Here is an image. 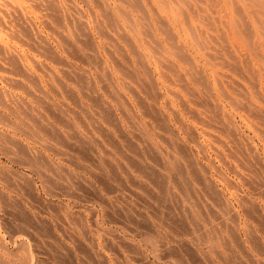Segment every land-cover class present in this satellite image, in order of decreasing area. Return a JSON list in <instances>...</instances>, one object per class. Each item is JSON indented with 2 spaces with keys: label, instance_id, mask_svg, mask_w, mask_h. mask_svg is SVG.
Segmentation results:
<instances>
[{
  "label": "rangeland",
  "instance_id": "obj_1",
  "mask_svg": "<svg viewBox=\"0 0 264 264\" xmlns=\"http://www.w3.org/2000/svg\"><path fill=\"white\" fill-rule=\"evenodd\" d=\"M0 1H3V2H0V8H6L5 9L6 12L2 11L0 14V17H1L0 19H3V21L0 20L1 21L0 22V28H3V29H0V45L2 44L1 45L2 48H0V50H2V52L0 51V57H1L0 63L2 64V65L0 64L2 66V68L0 67V89H1L0 90V100L1 99L2 100L0 101V103L3 104V105L0 104V112H1L0 113V140L2 141V143L0 141V238H1L0 241H2L1 245L4 246V247H2L0 245V264H43L44 262H45L44 264H58V263L59 264H99V263L100 264H128V263L129 264H163V263L164 264H231V263L232 264H242V263H244V264H264V247H263L264 246V202H263L264 201V187L262 188V185H264V179H263L264 178L263 177L264 176V126H263L264 125V121H263L264 120V42H263L264 41V34H263L264 33V31H263L264 30V15L263 14L264 13H262V12H264V0H237V1L236 0H222V2H221V0H217L218 2L216 0H205V1L204 0H200V1L196 0L197 2L195 0H190V1H193L192 4H194L193 6L191 4V8H190L191 2H188L187 3L188 6H186L187 4H186V2H184V0L183 1L182 0H180V1L179 0H170V1L169 0H150V1L149 0H136V2H135V0H128V1H126V0H102V1L101 0L100 1L99 0H87L86 2H84V0H57L58 2L55 0L57 2V4H59V5L56 4L57 6H54V4L56 3L54 0H53V2H55V3H52L51 0H42L41 1L42 3L40 1H37L38 6L40 5L39 7L35 6V4H37V3H36V1H33V0H31V1L25 0L24 2H23V0H22V2H21V0H19V2H18V0H15V1L14 0H8L10 2V4L8 3L7 0L6 1L0 0ZM105 1H107L108 3ZM163 1H165V2H163ZM166 1H167V4H166ZM176 1L181 6L183 5V7L180 8L179 4H177ZM39 2L41 4H39ZM128 2H130V4ZM131 2H134L135 5L132 4ZM212 2H215V3H212ZM1 3H3V4H1ZM21 3H23V5L25 4V7ZM27 3L29 5H27ZM105 3H107V5H105ZM139 3H140V5H139ZM141 3H143V4H141ZM196 3H197V5L199 3L200 4L198 6L197 5L195 6ZM218 3H219V5H218ZM4 4H5V6H4ZM31 4H33L34 6ZM45 4H47V6L50 5V7L54 6L55 9H56V7H58V8L56 9V11L54 8H52L53 10L51 9L52 10L51 11V10H49L50 8L47 7V10H46L45 9L46 6H44ZM16 5H18L20 7V9ZM62 5H63V7H62ZM118 5H119L121 10H119ZM217 5H218V7H217ZM21 6H23L24 8H22ZM173 6H174V8H173ZM40 7L45 9V12L47 13V14L45 13L46 15H44V13H43L44 9L41 10ZM10 8H13V9L11 10ZM27 8H29L30 11ZM73 8H74V10H73ZM154 8H156V9H154ZM171 8H173V10ZM179 8H180V10H179ZM59 9L61 10L62 13L60 12ZM106 9L109 11V13ZM174 9H177V10H174ZM234 9L235 10L237 9L236 12ZM239 9H241V10H239ZM191 10H194V11H191ZM9 11H11V12H9ZM50 11L53 12L54 14L53 13L51 14ZM57 11L60 12V13L58 12L60 15L57 14ZM195 11H196V13H195ZM216 11H217V13H216ZM12 12L14 13V15H12L13 14ZM20 12H22V13H20ZM28 12H30V13H28ZM35 12H37V13H35ZM81 12H84V13H81ZM110 12L112 13V15ZM27 13H28V15H27ZM128 13L130 14L129 16L131 18L128 16ZM202 13L204 15L206 14V16L210 15L209 18H208V16L207 17L205 16L203 19V17H201V16H204ZM225 13H227V15ZM1 15L3 16V18ZM6 15H8L11 19H9V17H7ZM57 15H59V16H57ZM66 15H68L69 18H68V16L65 17ZM13 16L16 18L19 17L18 18L19 21L16 18L14 19ZM51 16H53V18H49ZM111 16L113 19L111 18ZM4 17L7 20H9V22L8 21L5 22ZM20 17L24 22L20 21ZM33 17L35 19H33ZM43 17H44V19L48 20V21L45 20L47 22L46 26H45V23H43L45 21H43L41 23V21H42L41 18H43ZM127 17H129V19ZM142 17H144V18H142ZM145 17H146V19H145ZM60 18L62 19L61 22L59 21ZM107 18H108V20H107ZM155 18L157 20H155ZM28 19L29 20L31 19L33 24L31 22H29ZM51 19H53V20L51 21ZM56 19H58V20H56ZM80 19H82L81 20L82 22H80ZM145 20H147V21L149 20V21L147 22ZM160 20L162 21V23ZM110 21H112V22H110ZM119 21L121 24L119 23ZM163 21H165V22L163 23ZM17 22L18 23L20 22V23L18 24ZM26 22L29 25V26L26 25L27 28H25L26 26L25 27L22 26V25L27 24ZM62 22L65 24L64 27L62 25ZM260 22L263 23L262 26H261V24L259 25ZM130 23L131 24L133 23V24L129 25ZM141 23L143 24V26ZM159 23H161V24H159ZM165 23H167L166 24L167 26L165 25ZM1 24L2 25L5 24V26L2 27ZM70 24H72V25H70ZM162 24L165 26H163ZM33 25L35 27H33ZM59 25H62V26L60 27ZM69 25H70V27H69ZM128 25L132 26V27H129ZM134 25L136 28L133 27ZM16 26H18V27L21 26V27L18 28ZM149 26H151L152 29H151V27L149 28ZM190 26L192 28L194 26V28L196 30H194V28L193 29L190 28ZM15 27H16V29H15ZM119 27H121V29ZM240 27H242V28H240ZM250 27L251 28L253 27V28L251 29ZM13 28L15 30H13ZM34 28H36V29H34ZM65 28H66V30H65ZM82 28H84L87 32ZM134 28H135V30H133ZM161 28H162V30H161ZM9 29H12V30H9ZM53 29H54V31H53ZM144 29H145L146 33L148 32L147 34L145 33ZM245 29H246V31H245ZM253 29H254V31H253ZM148 30H150V31H148ZM9 31H11L12 35H11V33L10 34L7 33ZM20 31H21V33L22 32L23 33L21 34ZM26 31H29V33ZM35 31H36V33H35ZM81 31L84 34H82V33L80 34ZM153 31H155V32H153ZM193 31H195V32H193ZM252 31H253V33H251ZM13 32L14 33L18 32V35L16 33H15V35H17L16 37L19 39L13 37V35H14ZM126 32L128 33L129 36L127 35ZM174 32L177 35L174 34ZM38 33H39V36L41 38H39V36H37ZM155 33H156V35H155ZM192 33H195L196 36H194L195 34H192ZM29 34L32 35V38L36 39L37 42H36V40L31 39V36L29 37ZM57 34L59 36H61V34H62V36H61L62 38L59 37ZM152 34H153V36H152ZM2 35H4V36H2ZM42 35L44 37H42ZM117 35H119V36H117ZM120 35L122 36V38L120 37ZM10 36H12L13 38H11ZM65 36H67V37H65ZM75 36H77V37H75ZM127 36L129 37L128 39H127ZM63 37L65 38L66 41L64 40ZM20 38H21V40H20ZM67 38H68V40H67ZM71 38L74 40V42ZM76 38H78V39H76ZM145 38H147V39L145 40ZM158 39H159V42H157ZM44 40L46 41L45 45L48 47H46L44 45V43H45ZM69 40L71 42H69ZM78 40H79V42H78ZM115 41H117V42H115ZM131 41H134V42H132L134 44V46L130 43ZM255 41H256V43H258V45L262 41L261 45H259L260 47L255 43ZM67 42H69L71 44V47L73 49L70 47V44H68ZM72 42L75 44H73ZM160 42L162 43V45L160 44ZM22 43H24V44H22ZM38 43H39V45H37ZM114 43L115 44L117 43V44L115 45ZM149 43H151L152 45L151 44L149 45ZM172 43L174 45H172ZM175 43H176V45L181 43L183 46V47L181 46L182 49H179L180 48L179 45H178V48L176 49L175 47H177V46L175 45ZM12 44H14V45H12ZM76 44H77V46H76ZM41 45L43 48H40ZM58 45H59V47H58ZM84 46H86V47H84ZM162 46H163V48H162ZM33 47L36 50L31 49ZM44 47H46V49ZM152 47L155 48V50H153ZM5 48H6V51L4 50ZM115 48H116V50H115ZM137 48H139V49H137ZM165 48H166L167 52H165L166 50L165 51L163 50ZM78 49H80V50H78ZM82 49H84V51H82ZM124 49H125V51H124ZM256 49H258V50L256 51ZM40 50L42 52H40ZM137 50H138V52H136ZM261 50H262V52H261ZM88 51L91 54L88 53ZM140 51H142L141 53H143V54H141ZM154 51L156 53H154ZM11 52H13V53L11 54ZM113 52H114V54H113ZM134 52L137 53V55L134 54ZM244 52H246V53H244ZM247 52H249V53H247ZM94 53H95V55H94ZM173 53H175V54H173ZM182 53H183V55H182ZM186 53H188V54H186ZM227 53H228V55H227ZM79 54H82V55H79ZM138 55H140V56H138ZM217 55H219V56L217 57ZM2 56H4V57H2ZM5 56H8V57H5ZM10 56L11 57L14 56L11 58V60L13 58H14L13 60H15L14 62L12 60V62H11L12 64H9L10 59L8 60V58H10ZM80 56H81V58H80ZM141 56H142V59H141ZM185 56H187V58H185ZM135 57H137V58H135ZM164 57L165 58L167 57L168 60H167V58L165 59ZM180 57H182V58H180ZM93 58H95V59H93ZM3 60L7 63H5ZM113 60L116 61V63H114ZM124 60H126V61H124ZM158 60H161V61H158ZM162 60H164L165 63ZM15 62H17L19 65L15 64ZM119 63H120V65H119ZM127 63H129V64L127 65ZM130 63H132V64H130ZM146 63H148V64H146ZM234 63H235V65H234ZM13 64H14V66H13ZM11 65L15 69L14 68L11 69L12 68ZM46 65H48V66H46ZM3 66L4 67L7 66L8 68L7 67L4 68ZM19 66H20V68H19ZM44 66H46V67H44ZM230 66H232V67H230ZM17 68H19V71ZM120 68L122 70H124V68H125L126 70L122 71ZM166 68H168V69H166ZM141 69H142V71H141ZM145 69L147 70V72ZM240 69H242V70H240ZM179 71L181 73L183 72L182 73L183 75ZM43 72L47 75L43 74ZM62 73H64V74L62 75ZM90 73H91V75H90ZM22 74L24 76H21ZM203 74H206V75H203ZM113 75H114V78H112ZM7 76L11 77L9 79H11L10 80L11 82L14 81L13 84L12 83L9 84L10 81H8L9 79ZM120 76L122 78H120ZM196 76H198V77L196 78ZM91 77H92V79H91ZM106 77H107V79H106ZM53 78H55L56 80H54ZM82 78H84V79H82ZM198 78L200 80H197ZM111 79H113V80H111ZM107 80L110 82H108ZM144 80H146V81H144ZM153 80L154 81L156 80V82L154 83ZM7 81L9 83H7ZM82 82H84V83H82ZM135 82L137 83V85ZM145 82H146V84H145ZM151 82L153 84H151ZM251 82H252V84H251ZM127 84H128V86H126ZM255 85H256V87H255ZM82 86H84V87H82ZM181 86H182V88H181ZM252 86H254V87L252 88ZM70 87H72V88H70ZM167 87H169L171 92H170V90L167 89ZM29 88L32 91L31 90L29 91ZM82 88H84V89H82ZM200 88L202 90H204L205 93ZM145 89L147 91H145ZM189 90H190V93H189ZM82 91H84V92H82ZM96 91L99 93H97ZM225 92H226V94H225ZM115 93L117 94V96ZM145 93H147V94H145ZM175 94H177V95H175ZM92 95H94V96H92ZM77 96L79 99L77 98ZM121 96H123V97H121ZM137 96H138V98H137ZM149 96H150V98H149ZM174 96H176V97H174ZM115 97H117V98H115ZM119 97H121V98H119ZM196 97H198V98H196ZM207 97L209 98V100L207 99ZM89 98L91 99L90 101H89ZM113 98H115V100ZM155 98H156V100H155ZM190 98H192V99L190 100ZM194 98H196V99H194ZM38 99H39V102L37 101ZM158 99H159V102H158ZM197 99H200V100H197ZM210 99H212V100H210ZM82 100H84V101H82ZM135 100H137V103ZM192 100H193V102H192ZM4 101H5V103H4ZM165 101L166 102L168 101V102L166 103ZM212 102L213 103L218 102V105H216V104L213 105ZM103 103H105V104H103ZM168 103H169V105H168ZM207 103H209V104H207ZM210 104L213 105L212 106L213 108L214 107L217 108V106H218L219 110L214 108V110H217L216 112L218 114L213 109H211L212 107ZM102 107H103V109H102ZM220 107H222L221 110H220ZM21 108H24V109H21ZM112 108H113V110H112ZM20 109H21V111H20ZM97 109H98V111H97ZM160 109H162V110H160ZM189 109H190V112H189ZM210 109L213 110V112ZM59 110H60V112H59ZM130 110H132V111H130ZM184 110H186V111H184ZM23 111L26 114L23 113ZM102 111H104V112L102 113ZM193 111H194V114H193ZM89 112H91V114ZM186 112L188 115L186 114ZM211 112H212V114H211ZM214 112L220 116H216V114ZM220 112H221V114H219ZM122 113H123V115H122ZM207 113H209V114H207ZM1 115H3L2 119H1ZM17 115L19 118L17 117ZM103 115H105V116H103ZM148 115H149V117H148ZM196 115L198 117H196ZM208 115H209V117H208ZM42 116L44 118H42ZM160 117H163V118H160ZM180 117H181V119H180ZM215 117L216 118L221 117V119H223V123H222L223 125L219 124L220 122L217 123L221 119L218 118L219 120L216 121ZM225 117H226V119H224ZM229 117H231L233 120L229 119ZM259 117H261V118H259ZM66 118H67V120H66ZM129 118H130V120H129ZM200 118H202V119H200ZM212 118L213 119L215 118L214 120L216 122L215 121L213 122V120H211ZM227 118H228V120H227ZM62 119H63V121H62ZM175 119L178 121L176 122ZM197 119H198V121H197ZM207 119H208V121H207ZM45 120H46V122H45ZM133 120H134V122H133ZM162 120H163V122H162ZM226 120L227 121L230 120V122H227V123L225 122V123L228 124V126L231 123L232 125H234L232 127L233 128L235 127V129H230L231 125H230L229 129H225V128H228L227 125H226L227 127L223 128V126H225L224 121H226ZM129 121L131 122V124ZM202 121L204 122V124ZM212 122H213V124H212ZM221 122H222V120H221ZM97 123H98V125H97ZM154 123H156L157 125L156 124L154 125ZM205 123H207L208 125ZM214 123H215V125H214ZM234 123L235 124L237 123V124L235 125ZM133 124H135V125H133ZM161 124H165V125H161ZM11 125H13V127H16V129L12 128ZM19 125H20V127H19ZM28 125H29V127H28ZM220 125H222V126H220ZM155 126H157L158 128ZM104 127H106V128H104ZM18 128H20V129L18 130ZM27 128L28 129L30 128L31 130L29 129L27 131ZM54 129L56 132L54 131ZM168 129H169V131H168ZM170 129L172 132L170 131ZM224 129L227 130V132L229 130V132H228L229 137L227 136V134H226L227 132L224 131ZM217 130H219V131H217ZM230 130L232 131V133H230ZM33 131H34V133H33ZM221 131H222V133H221ZM234 131H236V133ZM132 132L134 135L132 134ZM224 132H226V133H224ZM3 133H5V134L2 135ZM107 133H108V135H107ZM137 134H138V136H137ZM230 134H232L231 137H230ZM32 136L35 140H33ZM195 136L197 139L198 138L199 139L197 140L195 138ZM235 136H237L238 138L237 137L234 138ZM3 137H5L6 139ZM7 137H9V138H7ZM160 137L162 139H160ZM164 137L166 138V141L163 140ZM219 137H221L222 139ZM227 137L230 141L227 139ZM10 138H12V139H10ZM175 138H176V140H175ZM234 139H237L238 143L240 145L238 143H236V140H234ZM36 140L39 142H37ZM86 141H88V142H86ZM152 141L153 142L155 141V142L152 143ZM199 141H200V143H199ZM232 141H234L235 143ZM241 141H242V144H241ZM14 143H16V144H14ZM98 143L100 146L98 145ZM175 143H177V144H175ZM249 143H251V144H249ZM70 144H71V146H70ZM133 144H134V146H133ZM182 144H184V146ZM180 145H182V146H180ZM125 146H127V147H125ZM213 146H214V148H213ZM88 147H89V149H88ZM93 147H94V149H93ZM170 147L173 148V150ZM226 147L230 150H228V149L225 150ZM19 148H20V150H19ZM84 148H85V150H84ZM128 148H131V149L129 150ZM159 148H161V149H159ZM187 148H189V149H187ZM199 148H201V149H199ZM146 149L147 150L150 149L149 153ZM231 149H232V152H231ZM240 149H242V150H240ZM58 150H60V151H58ZM163 150H165V152ZM237 150H238V152H237ZM251 150H252V152H251ZM123 151H125V152H123ZM203 151H205V152L203 153ZM242 151H243V153H242ZM17 152H20L21 154L17 153ZM92 152H94L95 155ZM135 152H136V154H135ZM158 152H159V154H158ZM227 152H228V154L230 152L233 153L234 157L231 156L232 154L228 155ZM70 153H72V155ZM108 153H110V154H108ZM139 153H141V154H139ZM168 153H169V155H168ZM206 153L209 155L207 156ZM223 153L225 156L223 155ZM204 154L206 157H203ZM150 155H152V156H150ZM164 155L167 158H165ZM12 156H14L15 158H13ZM21 156H22V158H21ZM23 156H24L25 160H24ZM160 156H161V158H160ZM18 157H20L21 159ZM193 157H194V159H193ZM221 157H222V159L224 158L223 160L225 161V163L221 159ZM30 158L31 159L33 158L32 160H34V159H36V160L32 161ZM79 158H80V160H79ZM234 158H236V160ZM260 158H261V161L263 163L260 161ZM19 159L22 160L23 163ZM174 159H175V162H174ZM176 159H178V160H176ZM90 160H91V162H90ZM193 160L196 162L194 163ZM241 160H243V161L241 162ZM247 160L249 161V163L251 165L248 163ZM37 161H39V162H37ZM74 161H76V162L74 163ZM164 161H165V163H164ZM188 161H189V163H188ZM60 162H61V164H60ZM177 162H179V164ZM40 163H42V164H40ZM146 163H147V165H146ZM160 163L163 165H161ZM187 163L190 166H187L186 165ZM226 163L228 166H226ZM242 163H244V164H242ZM151 164H153V165L151 166ZM230 164H232V165H230ZM50 165H52V166H50ZM123 165H124V167H123ZM49 166H50V168H49ZM229 166L232 168H230ZM38 167H39V172H38ZM42 167H43V170H42ZM90 167H91V169H88ZM177 167H178V169H177ZM205 167L207 168V170ZM33 168H35V169L33 170ZM105 168H106V170H105ZM260 168H262V169H260ZM71 169H73V170H71ZM232 169H235V170H232ZM254 169L256 170V172L253 171ZM54 170H55V172H54ZM69 170L73 173H71ZM189 170L193 171V172H190ZM117 171H119V172H117ZM257 171H260V172H257ZM252 172H254L255 175L259 174L260 177L258 175V178L255 177L257 180H254L255 178H254V174ZM76 173H77V175H76ZM199 173H200V176H199ZM236 173H238V174H236ZM141 174H143V175H141ZM248 174H252V178ZM261 174H263V175H261ZM238 175H239V177H238ZM39 177H42V178H39ZM150 177H152V178H150ZM181 177L183 180L181 179ZM205 177L207 178L206 180H205ZM225 177H227V178H225ZM139 178H141V179H139ZM190 178H191V180H190ZM241 178H244V179H241ZM260 178L263 180V182ZM246 179H248L247 180L248 182L246 181ZM204 180H205V182H204ZM208 180H210V181H208ZM132 181H133V183H132ZM140 181H142V182H140ZM166 181H168V182H166ZM181 181H183V182H181ZM260 181L263 184L259 183ZM224 182H226V184ZM255 182H256V184H255ZM121 183H122V185H121ZM123 183H125V185H123ZM227 183L230 186H228ZM74 184H75V187H74ZM85 184H87L88 187ZM207 184H209V185H207ZM63 185H64V188L62 187ZM89 185H91L92 187ZM164 185H166L167 187ZM256 185H258V186H256ZM259 185L261 188H259ZM46 186H47V188H46ZM139 186H141V187H139ZM180 186H182V187H180ZM207 186H209V187H207ZM212 186L215 188H213ZM238 186L240 187L239 189H238ZM251 186H252L253 191L251 189ZM146 187H147V189H146ZM70 188H71V190H70ZM82 188H84V189H82ZM156 188H158V189H156ZM163 188H165V189H163ZM74 189H76V190H74ZM205 189H207V190H205ZM200 191H201V193H200ZM209 191L211 194L209 193ZM215 192H216V194H215ZM237 192H240V194ZM70 193H72V194H70ZM82 193H84V194H82ZM85 194H86V196H85ZM164 194H166V195H164ZM191 194H192V196H191ZM257 194H259V195H257ZM84 196H85V198H84ZM216 196H218V197H216ZM245 196H246V198H245ZM71 197L76 198V199L74 200ZM224 197H226L227 199ZM243 199H246L250 204L246 200H243ZM82 200H84V201H82ZM105 200H107V201H105ZM194 200H196V201H194ZM155 201H157V202L155 203ZM238 201H240V202H238ZM193 202H194V204L192 206ZM195 202H196V204H195ZM254 202H255V204H254ZM229 203H231V204L229 205ZM237 203H239V204H237ZM246 203H248V204H246ZM153 204H155V205H153ZM242 204L246 205V206L244 205L245 208L242 206ZM60 205H63V206H60ZM149 205H151V206H149ZM248 205H249V207H248ZM196 206H197V208H196ZM176 207H178V208L176 209ZM259 207L261 208V212L259 210L260 209ZM167 208H168V210H167ZM110 209H112V211ZM177 210H179V211H177ZM131 211L133 212V214ZM196 212H197V214H196ZM82 213H84V214H82ZM32 214H33V216H32ZM143 215L145 217L146 216L147 217L143 218L144 217ZM175 215H176V217H175ZM250 216H252V217H250ZM127 217H129V218H127ZM111 218L113 219V221ZM190 218H191V220H187ZM223 218H224V220H223ZM35 219H37L38 221ZM107 219H108V221H107ZM160 220L162 221V223ZM128 222H129V224H128ZM199 222H200V225H199ZM82 223H84L85 225ZM136 224H137V226H136ZM206 224H209V225L207 226ZM145 225L146 226L148 225V226L145 227ZM180 226H181V228H180ZM183 226H184V228H183ZM232 226H234V227H232ZM82 227H84V228H82ZM123 227H125V228H123ZM207 228H209V229H207ZM216 228H218V229H216ZM129 229H131V230H129ZM198 229H199V231H198ZM137 232H138V234H137ZM154 232H155V234H154ZM186 232H189V233H186ZM218 232H220V233L218 234ZM141 233L144 235H140ZM146 233H148V234H146ZM198 234H200V235H198ZM204 234L207 236V238H205L206 236ZM231 235H232V237H231ZM258 235H260V236H258ZM211 236H212V238H210ZM196 237H197V240H196ZM172 238H174V239H172ZM214 238H215V241L213 242ZM216 238L218 239V241L216 240ZM131 239H133V240H131ZM154 239H156V241H154ZM175 239H177V240L175 241ZM93 240H95V241H93ZM104 240L106 241V243ZM152 241H154L156 243H154V242L151 243ZM206 241H207V243H206ZM216 241L219 243H216ZM165 243H166V245L164 246ZM262 243H263V245H262ZM104 244L105 245L107 244V245L105 246ZM153 244H156L155 246L157 247L156 248L157 251L154 250V252H156V253L152 252L153 249L151 248V246ZM157 244H158V246H157ZM168 244H169V246H168ZM243 244L245 246H243ZM78 246H79V248H78ZM112 247L115 250H112ZM243 247H244V249H243ZM127 248H128V250H126ZM135 248H136V251H135ZM137 249H138V251H137ZM229 249H230V251H229ZM218 252L220 255L218 254ZM117 254H119V255H117ZM223 254L225 257L222 256ZM218 255H219V257H218ZM227 255H228V257H227ZM22 257H24V259ZM124 257L125 258L127 257V258L124 259ZM232 257H233V259H232ZM236 257L239 261L236 259ZM222 260H224V261H222ZM63 261H64V263H63ZM72 261H73V263H72ZM212 261H213V263H212Z\"/></svg>",
  "mask_w": 264,
  "mask_h": 264
},
{
  "label": "bare ground",
  "instance_id": "obj_2",
  "mask_svg": "<svg viewBox=\"0 0 264 264\" xmlns=\"http://www.w3.org/2000/svg\"><path fill=\"white\" fill-rule=\"evenodd\" d=\"M5 1H6V0H5ZM7 1H8V0H7ZM14 1H15V0H14ZM24 1H25V0H23V2H24ZM30 1H31V0H30ZM33 1H36L37 4H35V6L39 7L40 5L38 6V2H37V1H40V2H41L42 0H33ZM54 1H55V0H54ZM56 1H57V0H56ZM56 1H55V2H56ZM86 1H87V0H84V2H86ZM99 1H100V0H99ZM101 1H102V0H101ZM126 1H128V0H126ZM149 1H150V0H149ZM169 1H170V0H169ZM179 1H180V0H179ZM182 1H183V0H182ZM195 1H196V0H195ZM199 1H200V0H199ZM204 1H205V0H204ZM216 1H217V0H216ZM236 1H237V0H236ZM0 2H3V1H0ZM18 2H19V0H18ZM21 2H22V0H21ZM28 2H29V1H28ZM40 2H39V4L42 3V2H41V3H40ZM45 2H46V1H45ZM51 2H52V3H55V2H53V0H51ZM57 2H58V1H57ZM57 2L54 4V6L59 5V4H57ZM92 2H93V1H92ZM94 2H95V1H94ZM105 2H107V1H105ZM135 2H136V0H135ZM137 2H138V1H137ZM140 2H141V1H140ZM147 2H148V1H147ZM163 2H165V1H163ZM176 2H177V1H176ZM184 2H186V4H187L188 2H191V3H190V8H191V4H192L193 1H190V0H188V1L186 0V1H185V0H184ZM196 2H197V1H196ZM217 2H218V1H217ZM221 2H222V0H221ZM6 3H7V2H6ZM8 3L10 4L9 1H8ZM15 3H16V2H15ZM30 3H31V2H30ZM34 3H35V2H34ZM34 3H33V4H34ZM73 3H74V2H73ZM97 3H98V2H97ZM102 3H103V2H102ZM107 3H108V2H107ZM107 3H105V5H107ZM128 3L130 4V2H128ZM131 3L135 5L134 2H131ZM206 3H207V2H206ZM212 3H215V2H212ZM238 3H239V2H238ZM1 4H3V3H1ZM16 4H17V3H16ZM21 4L23 5V3H21ZM33 4H31V5H33ZM56 4H57V5H56ZM95 4H96V3H95ZM141 4H143V3H141ZM166 4H167V1H166ZM177 4H179V3L177 2ZM181 4H182V3H181ZM183 4H184V3H183ZM199 4H200V3H199ZM199 4H198V5H199ZM208 4H209V3H208ZM27 5H29V4L27 3ZM87 5H88V4H87ZM101 5H102V4H101ZM134 5H133V6H134ZM139 5H140V3H139ZM193 5H194V4H192V6H193ZM196 5H197V3L195 4V6H196ZM198 5H197V6H198ZM218 5H219V3H218ZM218 5H217V7H218ZM250 5H251V4H250ZM4 6H5V4H4ZM10 6H11V5H10ZM16 6H18V5H16ZM23 6L25 7V4H24ZM23 6H21V7L24 8ZM33 6H34V5H33ZM44 6H46V7H45L46 10H47V7L50 8V9L48 8L49 10H51L52 8L55 9L54 6H53V7H50V5L47 6V4H45ZM51 6H52V5H51ZM67 6H68V5H67ZM99 6H100V5H99ZM116 6H117V5H116ZM171 6H172V5H171ZM179 6H180V8L183 7V5L181 6L180 4H179ZM179 6H178V7H179ZM186 6H188V4H187ZM186 6H185V7H186ZM204 6H205V5H204ZM223 6H224V5H223ZM252 6H253V5H252ZM11 7H12V6H11ZM29 7H30V6H29ZM59 7H60V6H59ZM62 7H63V5H62ZM62 7H61V8H62ZM68 7H69V6H68ZM72 7H73V6H72ZM101 7H102V6H101ZM101 7H100V8H101ZM105 7H106V6H105ZM108 7H109V6H108ZM118 7H119V5H118ZM134 7H135V6H134ZM178 7H177V8H178ZM208 7H209V6H208ZM221 7H222V6H221ZM253 7H254V6H253ZM18 8L20 9L19 6H18ZM35 8H36V7H35ZM40 8H41V7H40ZM57 8H58V7H56V9H57ZM61 8H60V9H61ZM113 8H114V7H113ZM113 8H112V9H113ZM168 8H169V7H168ZM173 8H174V6H173ZM173 8H171V9L173 10ZM180 8H179V10H180ZM199 8H200V7H199ZM240 8H241V7H240ZM2 9H3V10H2ZM5 9H6V8H0V10H1V11H0V14H1L2 11H5V12H6ZM10 9L12 10L13 8H10ZM10 9H9V10H10ZM27 9L29 10V8H27ZM42 9H44V8H41V10H42ZM45 9L43 10V11H44V12H43L44 15L47 14V13L45 12ZM56 9H55V11H56ZM60 9H59V10H60ZM138 9H139V8H138ZM145 9H146V8H145ZM145 9H144V10H145ZM154 9H156V8H154ZM188 9H189V8H188ZM200 9H201V8H200ZM217 9H218V8H217ZM223 9H224V8H223ZM52 10H53V9H52ZM52 10H51V11H52ZM73 10H74V8H73ZM78 10H79V9H78ZM106 10H107V9H106ZM110 10H111V9H110ZM119 10H121L120 7H119ZM174 10H177V9H174ZM181 10H182V9H181ZM195 10H196V9H195ZM204 10H205V9H204ZM213 10H214V9H213ZM218 10H219V9H218ZM226 10H227V9H226ZM234 10H235V9H234ZM236 10H237V9H236ZM236 10H235V12H236ZM239 10H241V9H239ZM14 11H15V10H14ZM14 11H13V12H14ZM29 11H30V10H29ZM34 11H35V10H34ZM51 11H50V13L52 14L53 12H51ZM107 11H108V10H107ZM156 11H157V10H156ZM185 11H186V10H185ZM191 11H194V10H191ZM224 11H225V10H224ZM9 12H11V11H9ZM13 12H12V13H13ZM47 12H48V11H47ZM58 12H59V11H57V14H59V13L61 12V10H60L59 13H58ZM102 12H103V11H102ZM205 12H206V11H205ZM207 12H208V11H207ZM218 12H219V11H218ZM3 13H4V12H3ZM20 13H22V12H20ZM28 13H30V12H28ZM28 13H27V15H28ZM35 13H37V12H35ZM35 13H34V14H35ZM45 13H46V14H45ZM48 13H49V12H48ZM61 13H62V12H61ZM66 13H67V12H66ZM81 13H84V12H81ZM108 13H109V11H108ZM110 13H111V12H110ZM154 13H155V12H154ZM180 13H181V12H180ZM193 13H194V12H193ZM195 13H196V11H195ZM203 13H204V12H203ZM203 13H202V14H203ZM216 13H217V11H216ZM227 13H228V12H227ZM227 13H225V14L227 15ZM262 13H264V12H262ZM32 14H33V13H32ZM53 14H54V13H53ZM92 14H93V13H92ZM102 14H103V13H102ZM123 14H124V13H123ZM136 14H137V13H136ZM254 14H255V13H254ZM12 15H14V13H13ZM25 15H26V14H25ZM29 15H30V14H29ZM59 15H60V14H59ZM59 15H57V16H59ZM79 15H80V14H79ZM79 15H78V16H79ZM111 15H112V13H111ZM129 15H130V14L128 13V16H129ZM187 15H188V14H187ZM203 15H204V14H203ZM223 15H224V14H223ZM256 15H257V14H256ZM263 15H264V14H263ZM1 16H2V15H1ZM6 16L9 17L8 15H6ZM21 16H22V15H21ZM31 16H32V15H31ZM38 16H39V15H38ZM67 16H68V15H66L65 17H67ZM140 16H141V15H140ZM142 16H143V15H142ZM200 16H201V15H200ZM205 16H206V14H205L204 16H201V17H203V19H204ZM207 16H208V15H207ZM207 16H206V17H207ZM209 16H210V15H209ZM209 16H208V18H209ZM254 16H255V15H254ZM13 17H14V16H13ZM23 17H24V16H23ZM26 17H27V16H26ZM60 17H61V16H60ZM74 17H75V16H74ZM86 17H87V16H86ZM108 17H109V16H108ZM129 17H130V16H129ZM129 17H127V18L129 19ZM146 17H147V16H146ZM146 17H145V19H146ZM159 17H160V16H159ZM175 17H176V16H175ZM197 17H198V16H197ZM216 17H217V16H216ZM228 17H229V16H228ZM234 17H235V16H234ZM0 18H1V17H0ZM2 18H3V16H2ZM15 18H16V17H14V19H15ZM18 18H19V17H17L16 19L19 21ZM27 18H28V17H27ZM31 18H32V17H31ZM49 18H53V16H51V17H49ZM68 18H69V16H68ZM92 18H93V17H92ZM111 18H112V16H111ZM130 18H131V17H130ZM142 18H144V17H142ZM157 18H158V17H157ZM161 18H162V17H161ZM164 18H165V17H164ZM169 18H170V17H169ZM218 18H219V17H218ZM243 18H244V17H243ZM4 19H5V22H6V21L9 22V20H7L5 17H4ZM9 19H11V18L9 17ZM12 19H13V18H12ZM33 19H35V18L33 17ZM36 19H37V18H36ZM41 19H42L41 23H42L43 21L47 20V19H44V17L41 18ZM58 19H59V18H58ZM58 19H56V20H58ZM74 19H75V18H74ZM86 19H87V18H86ZM109 19H110V18H109ZM112 19H113V18H112ZM112 19H111V20H112ZM172 19H173V18H172ZM172 19H171V20H172ZM184 19H185V18H184ZM241 19H242V18H241ZM254 19H255V18H254ZM0 20L3 21V19H0ZM28 20H29V19H28ZM52 20H53V19H51V21H52ZM61 20H62V19L60 18L59 21L61 22ZM67 20H68V19H67ZM81 20H82V19H80V22H82ZM95 20H96V19H95ZM107 20H108V18H107ZM114 20H115V19H114ZM155 20H157V19L155 18ZM173 20H174V19H173ZM173 20H172V21H173ZM199 20H200V19H199ZM235 20H236V19H235ZM235 20H234V21H235ZM237 20H238V19H237ZM244 20H245V19H244ZM20 21H23V20L21 19V17H20ZM33 21H34V20H33ZM39 21H40V20H39ZM47 21H48V20H47ZM74 21H75V20H74ZM125 21H126V20H125ZM128 21H129V20H128ZM145 21H147V20H145ZM148 21H149V20H148ZM148 21H147V22H148ZM160 21H161V20H160ZM160 21H159V22H160ZM188 21H189V20H188ZM204 21H205V20H204ZM227 21H228V20H227ZM256 21H257V20H256ZM0 22H1V21H0ZM5 22H4V23H5ZM14 22H15V21H14ZM23 22H24V21H23ZM23 22H22V23H23ZM29 22L32 23L31 19L29 20ZM60 22H59V23H60ZM68 22H69V21H68ZM80 22H79V23H80ZM85 22H86V21H85ZM110 22H112V21H110ZM147 22H146V23H147ZM150 22H151V21H150ZM150 22H149V23H150ZM164 22H165V21H163V23H164ZM2 23H3V22H2ZM17 23H18V22H17ZM19 23H20V22H19ZM19 23H18V24H19ZM22 23H21V24H22ZM26 23H27V22H26ZM43 23H45V26H46V23H47V22L45 21V22H43ZM48 23H49V22H48ZM53 23H54V22H53ZM86 23H87V22H86ZM119 23H120V21H119ZM119 23H118V24H119ZM161 23H162V21H161ZM161 23H159V24H161ZM200 23H201V22H200ZM237 23H238V22H237ZM5 24H6V23H5ZM5 24H3V25L1 24L2 27L5 26ZM10 24H11V23H10ZM18 24H17V25H18ZM32 24H33V23H32ZM68 24H69V23H68ZM84 24H85V23H84ZM100 24H101V23H100ZM107 24H108V23H107ZM120 24H121V23H120ZM132 24H133V23H132ZM132 24L130 23L129 25H132ZM141 24H142V23H141ZM166 24H167V23H165V25H166ZM245 24H246V23H245ZM250 24H251V23H250ZM260 24H261V26L263 25V23H261V22L259 23V25H260ZM26 25L29 26L28 23L25 24V25H22V26L25 27ZM43 25H44V24H43ZM47 25H48V24H47ZM49 25H50V24H49ZM57 25H58V24H57ZM62 25H63V27H64L65 24L62 22ZM62 25H59V26L61 27ZM70 25H72V24H70ZM70 25H69V27H70ZM79 25H80V24H79ZM85 25H86V24H85ZM112 25H113V24H112ZM129 25H128V26H129ZM147 25H148V24H147ZM150 25H151V24H150ZM162 25H163V24H162ZM165 25H163V26H165ZM168 25H169V24H168ZM198 25H199V24H198ZM211 25H212V24H211ZM239 25H240V24H239ZM243 25H244V24H243ZM6 26H7V25H6ZM27 26H26L25 28H27ZM119 26H120V25H119ZM142 26H143V24H142ZM166 26H167V25H166ZM170 26H171V25H170ZM177 26H178V25H177ZM247 26H248V25H247ZM257 26H258V25H257ZM16 27H18V26H16ZM16 27H15V29H16ZM20 27H21V26H20ZM20 27H18V28H20ZM33 27H35V26L33 25ZM49 27H50V26H49ZM75 27H76V26H75ZM81 27H82V26H81ZM88 27H89V26H88ZM99 27H100V26H99ZM129 27H132V26H129ZM133 27H135V25H134ZM150 27H151V26H149V28H150ZM158 27H159V26H158ZM185 27H186V26H185ZM199 27H200V26H199ZM225 27H226V26H225ZM7 28H8V27H7ZM9 28H10V27H9ZM50 28H51V27H50ZM56 28H57V27H56ZM86 28H87V27H86ZM112 28H113V27H112ZM119 28L121 29V27H119ZM135 28H136V27H135ZM135 28H134L133 30H135ZM144 28H145V27H144ZM146 28H147V27H146ZM149 28H148V29H149ZM166 28H167V27H166ZM171 28H172V27H171ZM183 28H184V27H183ZM190 28H192V27L190 26ZM193 28H194V26H193ZM193 28H192V29H193ZM209 28H210V27H209ZM240 28H242V27H240ZM247 28H248V27H247ZM250 28H251V27H250ZM252 28H253V27H252ZM252 28H251V29H252ZM0 29H3V28H0ZM15 29L13 28V30H15ZM34 29H36V28H34ZM51 29H52V28H51ZM78 29H79V28H78ZM82 29H84V28H82ZM114 29H115V28H114ZM114 29H113V30H114ZM116 29H117V28H116ZM131 29H132V28H131ZM151 29H152V27H151ZM248 29H249V28H248ZM251 29H250V30H251ZM9 30H12V29H9ZM21 30H22V29H21ZM65 30H66V28H65ZM70 30H71V29H70ZM79 30H80V29H79ZM84 30H85V29H84ZM122 30H123V29H122ZM133 30H132V31H133ZM136 30H137V29H136ZM153 30H154V29H153ZM161 30H162V28H161ZM168 30H169V29H168ZM194 30H196V29L194 28ZM198 30H199V29H198ZM256 30H257V29H256ZM3 31H4V30H3ZM5 31H6V30H5ZM23 31H24V30H23ZM53 31H54V29H53ZM85 31H86V30H85ZM89 31H90V30H89ZM125 31H126V30H125ZM144 31H145V29H144ZM148 31H150V30H148ZM171 31H172V30H171ZM232 31H233V30H232ZM245 31H246V29H245ZM253 31H254V29H253ZM253 31H252L251 33H253ZM261 31H262V30H261ZM263 31H264V30H263ZM26 32L29 33V31H26ZM31 32H32V31H31ZM39 32H40V31H39ZM86 32H87V31H86ZM114 32H115V31H114ZM134 32H135V31H134ZM153 32H155V31H153ZM167 32H168V31H167ZM193 32H195V31H193ZM224 32H225V31H224ZM7 33L10 34L11 31H9V32H7ZM15 33L18 35V32H15ZM15 33L13 32L14 35H15ZM20 33H21V31H20ZM22 33H23V32H22ZM22 33H21V34H22ZM35 33H36V31H35ZM53 33H54V32H53ZM81 33H82V31L80 32V34H81ZM116 33H117V32H116ZM126 33H127V32H126ZM135 33H136V32H135ZM145 33H146V31H145ZM147 33H148V32H147ZM147 33H146V34H147ZM151 33H152V32H151ZM170 33H171V32H170ZM248 33H249V32H248ZM5 34H6V33H5ZM30 34H31V33H30ZM30 34H29V37L31 36V39H33V38H32V35H30ZM55 34H56V33H55ZM58 34H59V33H58ZM58 34H57V35H58ZM82 34H84V33H82ZM101 34H102V33H101ZM109 34H110V33H109ZM136 34H137V33H136ZM172 34H173V33H172ZM174 34H176V33L174 32ZM192 34H195V33H192ZM263 34H264V33H263ZM11 35H12V33H11ZM14 35H13V37L17 38V37H16L17 35H15V36H14ZM23 35H24V34H23ZM40 35H41V34H40ZM77 35H78V34H77ZM89 35H90V34H89ZM122 35H123V34H122ZM127 35H128V33H127ZM155 35H156V33H155ZM176 35H177V34H176ZM204 35H205V34H204ZM2 36H4V35H2ZM7 36H8V35H7ZM24 36H25V35H24ZM27 36H28V35H27ZM37 36H39V33H38ZM58 36H59V35H58ZM61 36H62V34H61ZM61 36H59V37H61ZM63 36H64V35H63ZM73 36H74V35H73ZM110 36H111V35H110ZM117 36H119V35H117ZM123 36H124V35H123ZM128 36H129V35H128ZM128 36H127V39L129 38ZM152 36H153V34H152ZM165 36H166V35H165ZM167 36H168V35H167ZM194 36H196V34H195ZM201 36H202V35H201ZM209 36H210V35H209ZM219 36H220V35H219ZM10 37L13 38L12 36H10ZM25 37H26V36H25ZM29 37H28V38H29ZM42 37H44V36L42 35ZM65 37H67V36H65ZM75 37H77V36H75ZM120 37L122 38L121 35H120ZM172 37H173V36H172ZM204 37H205V36H204ZM220 37H221V36H220ZM11 38H10V39H11ZM39 38H41V37L39 36ZM53 38H54V37H53ZM61 38H62V37H61ZM63 38H64V37H63ZM86 38H87V37H86ZM125 38H126V37H125ZM136 38H137V37H136ZM143 38H144V37H143ZM150 38H151V37H150ZM158 38H159V37H158ZM173 38H174V37H173ZM258 38H259V37H258ZM17 39H19V38H17ZM22 39H23V38H22ZM29 39H30V38H29ZM44 39H45V38H44ZM71 39H72V38H71ZM76 39H78V38H76ZM84 39H85V38H84ZM89 39H90V38H89ZM137 39H138V38H137ZM146 39H147V38H145V40H146ZM175 39H176V38H175ZM3 40H4V39H3ZM7 40H8V39H7ZM20 40H21V38H20ZM24 40H25V39H24ZM33 40H36V39H33ZM45 40H46V39H45ZM45 40H44V41H45ZM54 40H55V39H54ZM62 40H63V39H62ZM64 40H65V38H64ZM67 40H68V38H67ZM72 40H73V39H72ZM124 40H125V39H124ZM130 40H131V39H130ZM199 40H200V39H199ZM233 40H234V39H233ZM258 40H259V39H258ZM4 41H5V40H4ZM9 41H10V40H9ZM44 41H43V42H44ZM65 41H66V40H65ZM200 41H201V40H200ZM218 41H219V40H218ZM236 41H237V40H236ZM13 42H14V41H13ZM15 42H16V41H15ZM24 42H25V41H24ZM28 42H29V41H28ZM32 42H33V41H32ZM34 42H35V41H34ZM36 42H37V40H36ZM36 42H35V43H36ZM69 42H71V41L69 40ZM69 42H67V43L70 44ZM73 42H74V40H73ZM73 42H72V43H73ZM78 42H79V40H78ZM102 42H103V41H102ZM115 42H117V41H115ZM132 42H134V41H131V42H130V43L134 46V44H133ZM157 42H159V39H158ZM157 42H156V43H157ZM263 42H264V41H263ZM26 43H27V42H26ZM26 43H25V44H26ZM63 43H64V42H63ZM65 43H66V42H65ZM154 43H155V42H154ZM248 43H249V42H248ZM255 43H256V41H255ZM261 43H262V41H261ZM261 43H259V45H261ZM9 44H10V43H9ZM15 44H16V43H15ZM22 44H24V43H22ZM40 44H41V43H40ZM45 44H46V41H45L44 45H45ZM73 44H75V43H73ZM73 44H72V45H73ZM114 44H115V43H114ZM116 44H117V43H116ZM116 44H115V45H116ZM150 44H151V43H149V45H150ZM160 44L162 45L161 42H160ZM180 44H181V43H180ZM180 44H178L179 47H180L179 49H182L183 46H182V44H181V45H180ZM249 44H250V43H249ZM256 44L258 45V43H256ZM1 45H2V44H1ZM1 45H0V48H2ZM12 45H14V44H12ZM37 45H39V43H38ZM37 45H36V46H37ZM56 45H57V44H56ZM120 45H121V44H120ZM120 45H119V46H120ZM127 45H128V44H127ZM151 45H152V44H151ZM172 45H174V44L172 43ZM175 45H176V43H175ZM178 45H176V46H177V47H175L176 49L178 48ZM259 45H258V46H259ZM262 45H263V44H262ZM10 46H11V45H10ZM29 46H30V45H29ZM36 46H35V47H36ZM45 46H46V45H45ZM76 46H77V44H76ZM112 46H113V45H112ZM135 46H136V45H135ZM153 46H154V45H153ZM181 46H182V47H181ZM201 46H202V45H201ZM236 46H237V45H236ZM4 47H5V46H4ZM4 47H3V48H4ZM38 47H39V46H38ZM38 47H37V48H38ZM46 47H48V46H46ZM46 47H44V48L46 49ZM58 47H59V45H58ZM62 47H63V46H62ZM70 47H71V44H70ZM84 47H86V46H84ZM121 47H122V46H121ZM136 47H137V46H136ZM155 47H156V46H155ZM254 47H255V46H254ZM259 47H260V46H259ZM259 47H258V48H259ZM28 48H29V47H28ZM40 48H43L42 45H41ZM71 48H72V47H71ZM71 48H70V49H71ZM74 48H75V47H74ZM76 48H77V47H76ZM80 48H81V47H80ZM95 48H96V47H95ZM133 48H134V47H133ZM133 48H132V49H133ZM152 48H153V47H152ZM162 48H163V46H162ZM217 48H218V47H217ZM217 48H216V49H217ZM239 48H240V47H239ZM11 49H12V48H11ZM31 49H35V48L33 47V48H31ZM38 49H39V48H38ZM72 49H73V48H72ZM128 49H129V48H128ZM135 49H136V48H135ZM137 49H139V48H137ZM157 49H158V48H157ZM4 50L6 51V48H5ZM15 50H16V49H15ZM35 50H36V49H35ZM78 50H80V49H78ZM86 50H87V49H86ZM96 50H97V49H96ZM111 50H112V49H111ZM115 50H116V48H115ZM117 50H118V49H117ZM133 50H134V49H133ZM153 50H155V48H153ZM163 50L165 51L166 48L163 49ZM239 50H240V49H239ZM239 50H238V51H239ZM254 50H255V49H254ZM257 50H258V49H256V51H257ZM0 51L2 52V50H0ZM54 51H55V50H54ZM65 51H66V50H65ZM82 51H84V49H82ZM120 51H121V50H120ZM124 51H125V49H124ZM174 51H175V50H174ZM179 51H180V50H179ZM182 51H183V50H182ZM205 51H206V50H205ZM245 51H246V50H245ZM256 51H255V52H256ZM40 52H42V51L40 50ZM71 52H72V51H71ZM95 52H96V51H95ZM136 52H138V50H137ZM141 52H142V51H140V53H141ZM152 52H153V51H152ZM165 52H167V50H166ZM171 52H172V51H171ZM187 52H188V51H187ZM258 52H259V51H258ZM261 52H262V50H261ZM12 53H13V52H11V54H12ZM49 53H50V52H49ZM86 53H87V52H86ZM88 53H90V52L88 51ZM96 53H97V52H96ZM154 53H156V52L154 51ZM179 53H180V52H179ZM183 53H184V52H183ZM183 53H182V55H183ZM244 53H246V52H244ZM247 53H249V52H247ZM8 54H9V53H8ZM90 54H91V53H90ZM113 54H114V52H113ZM117 54H118V53H117ZM132 54H133V53H132ZM134 54L137 55V53H135V52H134ZM134 54H133V55H134ZM141 54H143V53H141ZM152 54H153V53H152ZM173 54H175V53H173ZM186 54H188V53H186ZM207 54H208V53H207ZM9 55H10V54H9ZM9 55H8V56H9ZM19 55H20V54H19ZM69 55H70V54H69ZM72 55H73V54H72ZM79 55H82V54H79ZM94 55H95V53H94ZM120 55H121V54H120ZM208 55H209V54H208ZM222 55H223V54H222ZM227 55H228V53H227ZM260 55H261V54H260ZM8 56H5V57H8ZM58 56H59V55H58ZM70 56H71V55H70ZM85 56H86V55H85ZM85 56H84V57H85ZM88 56H89V55H88ZM138 56H140V55H138ZM143 56H144V55H143ZM164 56H165V55H164ZM218 56H219V55H217V57H218ZM258 56H259V55H258ZM261 56H262V55H261ZM2 57H4V56H2ZM12 57H14V56H12ZM12 57L10 56V58H8V60L10 59V60H9V61H10L9 64H12L11 62H12V60L14 59V58H13V59L11 60ZM28 57H29V56H28ZM72 57H73V56H72ZM121 57H122V56H121ZM16 58H17V57H16ZM49 58H50V57H49ZM55 58H56V57H55ZM80 58H81V56H80ZM87 58H88V57H87ZM135 58H137V57H135ZM139 58H140V57H139ZM144 58H145V57H144ZM155 58H156V57H155ZM164 58H165V57H164ZM166 58H167V57H166ZM166 58H165V59H166ZM178 58H179V57H178ZM180 58H182V57H180ZM185 58H187V56H185ZM211 58H212V57H211ZM214 58H215V57H214ZM0 59H1V57H0ZM93 59H95V58H93ZM126 59H127V58H126ZM141 59H142V56H141ZM146 59H147V58H146ZM146 59H145V60H146ZM158 59H159V58H158ZM188 59H189V58H188ZM6 60H7V59H6ZM33 60H34V59H33ZM52 60H53V59H52ZM61 60H62V59H61ZM77 60H78V59H77ZM88 60H89V59H88ZM98 60H99V59H98ZM131 60H132V59H131ZM145 60H144V61H145ZM167 60H168V58H167ZM181 60H182V59H181ZM191 60H192V59H191ZM246 60H247V59H246ZM3 61H4V60H3ZM14 61H15V60H13V62H14ZM17 61H18V60H17ZM95 61H96V60H95ZM101 61H102V60H101ZM113 61H114V60H113ZM121 61H122V60H121ZM124 61H126V60H124ZM139 61H140V60H139ZM158 61H161V60H158ZM162 61L164 62V60H162ZM183 61H184V60H183ZM188 61H189V60H188ZM227 61H228V60H227ZM236 61H237V60H236ZM4 62H5V61H4ZM81 62H82V61H81ZM87 62H88V61H87ZM93 62H94V61H93ZM168 62H169V61H168ZM168 62H167V63H168ZM186 62H187V61H186ZM220 62H221V61H220ZM225 62H226V61H225ZM229 62H230V61H229ZM233 62H234V61H233ZM237 62H238V61H237ZM246 62H247V61H246ZM5 63H7V62H5ZM19 63H20V62H19ZM62 63H63V62H62ZM88 63H89V62H88ZM114 63H116V61H114ZM120 63H121V62H120ZM120 63H119V65H120ZM139 63H140V62H139ZM164 63H165V62H164ZM167 63H166V64H167ZM194 63H195V62H194ZM0 64H1V63H0ZM15 64L19 65L17 62H15ZM23 64H24V63H23ZM63 64H64V63H63ZM117 64H118V63H117ZM122 64H123V63H122ZM128 64H129V63H127V65H128ZM130 64H132V63H130ZM146 64H148V63H146ZM162 64H163V63H162ZM168 64H169V63H168ZM174 64H175V63H174ZM174 64H173V65H174ZM227 64H228V63H227ZM236 64H237V63H236ZM1 65H2V64H1ZM1 65H0V67L2 68ZM36 65H37V64H36ZM68 65H69V64H68ZM74 65H75V64H74ZM93 65H94V64H93ZM105 65H106V64H105ZM119 65H118V66H119ZM127 65H126V66H127ZM144 65H145V64H144ZM163 65H164V64H163ZM171 65H172V64H171ZM234 65H235V63H234ZM13 66H14V64H13ZM13 66L11 65V67H12L11 69L14 68ZM20 66H21V65H20ZM20 66H19V68H20ZM25 66H26V65H25ZM46 66H48V65H46ZM46 66H44V67H46ZM75 66H76V65H75ZM121 66H122V65H121ZM3 67H4V66H3ZM5 67H7V66H5ZM5 67H4V68H5ZM93 67H94V66H93ZM95 67H96V66H95ZM132 67H133V66H132ZM145 67H146V66H145ZM145 67H144V68H145ZM190 67H191V66H190ZM195 67H196V66H195ZM195 67H194V68H195ZM230 67H232V66H230ZM233 67H234V66H233ZM240 67H241V66H240ZM261 67H262V66H261ZM7 68H8V67H7ZM19 68H17L18 71H19ZM21 68H22V67H21ZM47 68H48V67H47ZM127 68H128V67H127ZM135 68H136V67H135ZM14 69H15V68H14ZM70 69H71V68H70ZM120 69H121V68H120ZM130 69H131V68H130ZM136 69H137V68H136ZM166 69H168V68H166ZM2 70H3V69H2ZM7 70H8V69H7ZM121 70H122V69H121ZM124 70H126V69L124 68ZM124 70H122V71H124ZM133 70H134V69H133ZM133 70H132V71H133ZM145 70H146V69H145ZM145 70H144V71H145ZM159 70H160V69H159ZM169 70H170V69H169ZM177 70H178V69H177ZM195 70H196V69H195ZM199 70H200V69H199ZM199 70H198V71H199ZM201 70H202V69H201ZM232 70H233V69H232ZM240 70H242V69H240ZM13 71H14V70H13ZM13 71H12V72H13ZM15 71H16V70H15ZM29 71H30V70H29ZM75 71H76V70H75ZM136 71H137V70H136ZM138 71H139V70H138ZM141 71H142V69H141ZM149 71H150V70H149ZM186 71H187V70H186ZM198 71H197V72H198ZM20 72H21V71H20ZM22 72H23V71H22ZM53 72H54V71H53ZM66 72H67V71H66ZM72 72H73V71H72ZM78 72H79V71H78ZM109 72H110V71H109ZM139 72H140V71H139ZM139 72H138V73H139ZM146 72H147V70H146ZM150 72H151V71H150ZM166 72H167V71H166ZM179 72H180V71H179ZM239 72H240V71H239ZM242 72H243V71H242ZM13 73H14V72H13ZM142 73H143V72H142ZM162 73H163V72H162ZM173 73H174V72H173ZM177 73H178V72H177ZM180 73H181V72H180ZM182 73H183V72H182ZM182 73H181V74H182ZM188 73H189V72H188ZM203 73H204V72H203ZM33 74H34V73H33ZM43 74H45V73L43 72ZM63 74H64V73H62V75H63ZM69 74H70V73H69ZM74 74H75V73H74ZM134 74H135V73H134ZM147 74H148V73H147ZM166 74H167V73H166ZM196 74H197V73H196ZM26 75H27V74H26ZM26 75H25V76H26ZM45 75H47V74H45ZM77 75H78V74H77ZM90 75H91V73H90ZM163 75H164V74H163ZM174 75H175V74H174ZM176 75H177V74H176ZM182 75H183V74H182ZM203 75H206V74H203ZM246 75H247V74H246ZM21 76H24V75L22 74ZM75 76H76V75H75ZM98 76H99V75H98ZM138 76H139V75H138ZM240 76H241V75H240ZM254 76H255V75H254ZM7 77H8V79L11 78V77H9V76H7ZM46 77H47V76H46ZM57 77H58V76H57ZM89 77H90V76H89ZM142 77H143V76H142ZM147 77H148V76H147ZM177 77H178V76H177ZM181 77H182V76H181ZM197 77H198V76H196V78H197ZM199 77H200V76H199ZM25 78H26V77H25ZM27 78H28V77H27ZM32 78H33V77H32ZM55 78H56V77H55ZM55 78H53V79L56 80ZM70 78H71V77H70ZM103 78H104V77H103ZM112 78H114V75H113ZM120 78H122V77L120 76ZM130 78H131V77H130ZM135 78H136V77H135ZM153 78H154V77H153ZM164 78H165V77H164ZM167 78H168V77H167ZM190 78H191V77H190ZM232 78H233V77H232ZM249 78H250V77H249ZM34 79H35V78H34ZM34 79H33V80H34ZM71 79H72V78H71ZM82 79H84V78H82ZM91 79H92V77H91ZM106 79H107V77H106ZM131 79H132V78H131ZM180 79H181V78H180ZM193 79H194V78H193ZM254 79H255V78H254ZM10 80H11V79H9L8 81H10ZM50 80H51V79H50ZM61 80H62V79H61ZM94 80H95V79H94ZM111 80H113V79H111ZM114 80H115V79H114ZM122 80H123V79H122ZM134 80H135V79H134ZM151 80H152V79H151ZM166 80H167V79H166ZM177 80H178V79H177ZM183 80H184V79H183ZM197 80H200V79L198 78ZM4 81H5V80H4ZM8 81H7V83H9ZM70 81H71V80H70ZM107 81H108V80H107ZM144 81H146V80H144ZM149 81H150V80H149ZM171 81H172V80H171ZM193 81H194V80H193ZM204 81H205V80H204ZM19 82H20V81H19ZM32 82H33V81H32ZM36 82H37V81H36ZM62 82H63V81H62ZM103 82H104V81H103ZM108 82H110V81H108ZM126 82H127V81H126ZM126 82H125V83H126ZM140 82H141V81H140ZM153 82L155 83L156 80H155V81L153 80ZM181 82H182V81H181ZM194 82H195V81H194ZM202 82H203V81H202ZM248 82H249V81H248ZM257 82H258V81H257ZM11 83L13 84L14 81H13V82L10 81L9 84H11ZM21 83H22V82H21ZM21 83H20V84H21ZM38 83H39V82H38ZM82 83H84V82H82ZM106 83H107V82H106ZM135 83H136V82H135ZM249 83H250V82H249ZM22 84H23V83H22ZM32 84H33V83H32ZM39 84H40V83H39ZM62 84H63V83H62ZM79 84H80V83H79ZM94 84H95V83H94ZM99 84H100V83H99ZM121 84H122V83H121ZM145 84H146V82H145ZM151 84H153V83L151 82ZM172 84H173V83H172ZM174 84H175V83H174ZM227 84H228V83H227ZM251 84H252V82H251ZM85 85H86V84H85ZM136 85H137V83H136ZM156 85H157V84H156ZM164 85H165V84H164ZM184 85H185V84H184ZM186 85H187V84H186ZM54 86H55V85H54ZM59 86H60V85H59ZM69 86H70V85H69ZM80 86H81V85H80ZM95 86H96V85H95ZM115 86H116V85H115ZM126 86H128V84H127ZM126 86H125V87H126ZM143 86H144V85H143ZM179 86H180V85H179ZM204 86H205V85H204ZM52 87H53V86H52ZM82 87H84V86H82ZM145 87H146V86H145ZM185 87H186V86H185ZM187 87H188V86H187ZM190 87H191V86H190ZM253 87H254V86H252V88H253ZM255 87H256V85H255ZM35 88H36V87H35ZM68 88H69V87H68ZM70 88H72V87H70ZM80 88H81V87H80ZM80 88H79V89H80ZM115 88H116V87H115ZM146 88H147V87H146ZM181 88H182V86H181ZM194 88H195V87H194ZM204 88H205V87H204ZM208 88H209V87H208ZM82 89H84V88H82ZM95 89H96V88H95ZM126 89H127V88H126ZM154 89H155V88H154ZM167 89L170 90L169 87H167ZM186 89H187V88H186ZM200 89H201V88H200ZM206 89H207V88H206ZM0 90H1V89H0ZM30 90H31V89L29 88V91H30ZM72 90H73V89H72ZM141 90H142V89H141ZM151 90H152V89H151ZM183 90H184V89H183ZM201 90H202V89H201ZM209 90H210V89H209ZM236 90H237V89H236ZM236 90H235V91H236ZM31 91H32V90H31ZM79 91H80V90H79ZM117 91H118V90H117ZM143 91H144V90H143ZM145 91H147V90L145 89ZM149 91H150V90H149ZM152 91H153V90H152ZM159 91H160V90H159ZM175 91H176V90H175ZM193 91H194V90H193ZM202 91L204 92V90H202ZM205 91H206V90H205ZM207 91H208V90H207ZM68 92H69V91H68ZM70 92H71V91H70ZM82 92H84V91H82ZM94 92H95V91H94ZM96 92H97V91H96ZM118 92H119V91H118ZM118 92H117V93H118ZM121 92H122V91H121ZM121 92H120V93H121ZM130 92H131V91H130ZM132 92H133V91H132ZM170 92H171V90H170ZM187 92H188V91H187ZM191 92H192V91H191ZM220 92H221V91H220ZM232 92H233V91H232ZM80 93H81V92H80ZM97 93H99V92H97ZM134 93H135V92H134ZM136 93H137V92H136ZM173 93H174V92H173ZM177 93H178V92H177ZM189 93H190V90H189ZM196 93H197V92H196ZM204 93H205V92H204ZM209 93H210V92H209ZM221 93H222V92H221ZM237 93H238V92H237ZM258 93H259V92H258ZM6 94H7V93H6ZM81 94H82V93H81ZM88 94H89V93H88ZM112 94H113V93H112ZM115 94H116V93H115ZM139 94H140V93H139ZM145 94H147V93H145ZM151 94H152V93H151ZM179 94H180V93H179ZM225 94H226V92H225ZM227 94H228V93H227ZM240 94H241V93H240ZM161 95H162V94H161ZM175 95H177V94H175ZM192 95H193V94H192ZM247 95H248V94H247ZM92 96H94V95H92ZM109 96H110V95H109ZM116 96H117V94H116ZM146 96H147V95H146ZM198 96H199V95H198ZM213 96H214V95H213ZM213 96H212V97H213ZM223 96H224V95H223ZM227 96H228V95H227ZM248 96H249V95H248ZM90 97H91V96H90ZM111 97H112V96H111ZM121 97H123V96H121ZM121 97H119V98H121ZM154 97H155V96H154ZM159 97H160V96H159ZM174 97H176V96H174ZM230 97H231V96H230ZM245 97H246V96H245ZM75 98H76V97H75ZM77 98H78V96H77ZM115 98H117V97H115ZM115 98H113V99L115 100ZM125 98H126V97H125ZM125 98H124V99H125ZM137 98H138V96H137ZM149 98H150V96H149ZM196 98H198V97H196ZM196 98H194V99H196ZM20 99H21V98H20ZM22 99H23V98H22ZM78 99H79V98H78ZM135 99H136V98H135ZM191 99H192V98H190V100H191ZM194 99H193V100H194ZM203 99H204V98H203ZM205 99H206V98H205ZM207 99L209 100L208 97H207ZM231 99H232V98H231ZM233 99H234V98H233ZM247 99H248V98H247ZM1 100H2V99H1ZM1 100H0V101H1ZM3 100H4V99H3ZM76 100H77V99H76ZM90 100H91V99L89 98V101H90ZM117 100H118V99H117ZM155 100H156V98H155ZM166 100H167V99H166ZM169 100H170V99H169ZM180 100H181V99H180ZM193 100H192V102H193ZM197 100H200V99H197ZM210 100H212V99H210ZM37 101L39 102V99H38ZM82 101H84V100H82ZM101 101H102V100H101ZM135 101H136V103H137V100H135ZM151 101H152V100H151ZM151 101H150V102H151ZM206 101H207V100H206ZM215 101H216V100H215ZM250 101H251V100H250ZM250 101H249V102H250ZM12 102H13V101H12ZM77 102H78V101H77ZM96 102H97V101H96ZM107 102H108V101H107ZM158 102H159V99H158ZM165 102H166V101H165ZM167 102H168V101H167ZM167 102H166V103H167ZM184 102H185V101H184ZM199 102H200V101H199ZM199 102H198V103H199ZM4 103H5V101H4ZM13 103H14V102H13ZM90 103H91V102H90ZM93 103H94V102H93ZM145 103H146V102H145ZM151 103H152V102H151ZM200 103H201V102H200ZM210 103H211V102H210ZM212 103H213V102H212ZM230 103H231V102H230ZM0 104H2V103H0ZM103 104H105V103H103ZM201 104H202V103H201ZM201 104H200V105H201ZM205 104H206V103H205ZM207 104H209V103H207ZM214 104L218 105V102H217V103H213V105H214ZM235 104H236V103H235ZM240 104H241V103H240ZM2 105H3V104H2ZM4 105H5V104H4ZM8 105H9V104H8ZM17 105H18V104H17ZM149 105H150V104H149ZM149 105H148V106H149ZM151 105H152V104H151ZM165 105H166V104H165ZM168 105H169V103H168ZM183 105H184V104H183ZM210 105H211V107L213 106L212 104H210ZM21 106H22V105H21ZM66 106H67V105H66ZM95 106H96V105H95ZM127 106H128V105H127ZM189 106H190V105H189ZM203 106H204V105H203ZM4 107H5V106H4ZM10 107H11V106H10ZM16 107H17V106H16ZM79 107H80V106H79ZM100 107H101V106H100ZM111 107H112V106H111ZM252 107H253V106H252ZM25 108H26V107H25ZM32 108H33V107H32ZM85 108H86V107H85ZM87 108H88V107H87ZM91 108H92V107H91ZM125 108H126V107H125ZM125 108H124V109H125ZM132 108H133V107H132ZM141 108H142V107H141ZM167 108H168V107H167ZM182 108H183V107H182ZM208 108H209V107H208ZM214 108H215V109H218V106H217V108H216V107H214ZM214 108L212 107L211 109L214 110ZM21 109H24V108H21ZM21 109H20V111H21ZM67 109H68V108H67ZM102 109H103V107H102ZM102 109H101V110H102ZM127 109H128V108H127ZM149 109H150V108H149ZM171 109H172V108H171ZM211 109H210V110H211ZM221 109H222V107H220V110H221ZM243 109H244V108H243ZM261 109H262V108H261ZM12 110H13V109H12ZM95 110H96V109H95ZM112 110H113V108H112ZM154 110H155V109H154ZM160 110H162V109H160ZM172 110H173V109H172ZM186 110H187V109H186ZM186 110H184V111H186ZM213 110H211V111L213 112ZM218 110H219V109H218ZM63 111H64V110H63ZM97 111H98V109H97ZM97 111H96V112H97ZM130 111H132V110H130ZM133 111H134V110H133ZM174 111H175V110H174ZM177 111H178V110H177ZM214 111L216 112L217 110H214ZM254 111H255V110H254ZM9 112H10V111H9ZM57 112H58V111H57ZM59 112H60V110H59ZM59 112H58V113H59ZM103 112H104V111H102V113H103ZM156 112H157V111H156ZM189 112H190V109H189ZM196 112H197V111H196ZM212 112H211V114H212ZM215 112H214V113H215ZM221 112H222V111H221ZM221 112H220L219 114H221ZM0 113H1V112H0ZM4 113H5V112H4ZM23 113H25V112L23 111ZM23 113H22V114H23ZM28 113H29V112H28ZM89 113L91 114V112H89ZM116 113H117V112H116ZM142 113H143V112H142ZM172 113H173V112H172ZM174 113H175V112H174ZM177 113H178V112H177ZM205 113H206V112H205ZM216 113H217V112H216ZM216 113H215V114H216ZM25 114H26V113H25ZM96 114H97V113H96ZM165 114H166V113H165ZM175 114H176V113H175ZM178 114H179V113H178ZM186 114H187V112H186ZM191 114H192V113H191ZM193 114H194V111H193ZM207 114H209V113H207ZM207 114H206V115H207ZM217 114H218V113H217ZM217 114H216V116H220V115H217ZM13 115H14V114H13ZM122 115H123V113H122ZM187 115H188V114H187ZM197 115H198V114H197ZM197 115H196V117H198ZM254 115H255V114H254ZM257 115H258V114H257ZM2 116H3V115H1V119H2ZM40 116H41V115H40ZM62 116H63V115H62ZM103 116H105V115H103ZM103 116H102V117H103ZM160 116H161V115H160ZM164 116H165V115H164ZM175 116H176V115H175ZM178 116H179V115H178ZM255 116H256V115H255ZM259 116H260V115H259ZM262 116H263V115H262ZM17 117H18V115H17ZM108 117H109V116H108ZM110 117H111V116H110ZM124 117H125V116H124ZM148 117H149V115H148ZM176 117H177V116H176ZM176 117H175V118H176ZM188 117H189V116H188ZM190 117H191V116H190ZM199 117H200V116H199ZM208 117H209V115H208ZM4 118H5V117H4ZM18 118H19V117H18ZM18 118H17V119H18ZM42 118H44V117L42 116ZM90 118H91V117H90ZM152 118H153V117H152ZM154 118H155V117H154ZM156 118H157V117H156ZM160 118H163V117H160ZM193 118H194V117H193ZM210 118H211V117H210ZM215 118H216V117H215ZM215 118H214V119H215ZM218 118L221 119V117H217L215 120L218 121V120H219ZM259 118H261V117H259ZM5 119H6V118H5ZM5 119H4V120H5ZM8 119H9V118H8ZM32 119H33V118H32ZM32 119H31V120H32ZM63 119H64V118H63ZM63 119H62V121H63ZM125 119H126V118H125ZM131 119H132V118H131ZM135 119H136V118H135ZM165 119H166V118H165ZM180 119H181V117H180ZM194 119H195V118H194ZM200 119H202V118H200ZM214 119L212 118L211 120H213V122H214V121H215ZM224 119H226V117H225ZM229 119H232V118L229 117ZM4 120H3V121H4ZM11 120H12V119H11ZM34 120H35V119H34ZM43 120H44V119H43ZM66 120H67V118H66ZM110 120H111V119H110ZM116 120H117V119H116ZM123 120H124V119H123ZM129 120H130V118H129ZM138 120H139V119H138ZM138 120H137V121H138ZM160 120H161V119H160ZM175 120H176V119H175ZM221 120H222V122H221ZM221 120H219L217 123L220 122L219 124H222V123H223V119H221ZM227 120H228V118H227ZM227 120L224 121V123H225V122H226V123H227V122H230V120H229V121H227ZM232 120H233V119H232ZM40 121H41V120H40ZM40 121H39V122H40ZM68 121H69V120H68ZM127 121H128V120H127ZM140 121H141V120H140ZM147 121H148V120H147ZM177 121H178V120H176V122H177ZM180 121H181V120H180ZM197 121H198V119H197ZM207 121H208V119H207ZM216 121H215V122H216ZM247 121H248V120H247ZM257 121H258V120H257ZM263 121H264V120H263ZM13 122H14V121H13ZM34 122H35V121H34ZM41 122H42V121H41ZM45 122H46V120H45ZM96 122H97V121H96ZM116 122H117V121H116ZM129 122H130V121H129ZM133 122H134V120H133ZM162 122H163V120H162ZM168 122H169V121H168ZM182 122H183V121H182ZM202 122H203V121H202ZM213 122H212V124H213ZM10 123H11V122H10ZM10 123H9V124H10ZM48 123H49V122H48ZM92 123H93V122H92ZM124 123H125V122H124ZM138 123H139V122H138ZM138 123H137V124H138ZM140 123H141V122H140ZM183 123H184V122H183ZM200 123H201V122H200ZM208 123H209V122H208ZM226 123H225V126H223V128H225V127L228 126V124H226ZM11 124H12V123H11ZM27 124H28V123H27ZM41 124H42V123H41ZM46 124H47V123H46ZM73 124H74V123H73ZM125 124H126V123H125ZM125 124H124V125H125ZM130 124H131V122H130ZM155 124H156V123H154V125H155ZM168 124H169V123H168ZM184 124H185V123H184ZM203 124H204V122H203ZM205 124H207V123H205ZM234 124H235V123H234ZM236 124H237V123H236ZM236 124H235V125H236ZM253 124H254V123H253ZM261 124H262V123H261ZM69 125H70V124H69ZM97 125H98V123H97ZM99 125H100V124H99ZM133 125H135V124H133ZM149 125H150V124H149ZM151 125H152V124H151ZM156 125H157V124H156ZM161 125H165V124H161ZM207 125H208V124H207ZM214 125H215V123H214ZM222 125H223V124H222ZM222 125H220V126H222ZM226 125H227V126H226ZM230 125H231V127H230ZM230 125L228 126V128H225V129H229V127H230V129H235V127H234V128L232 127V126H234V125H232L231 123H230ZM9 126H10V125H9ZM11 126H12V128L16 129V127H13V125H11ZM34 126H35V125H34ZM101 126H102V125H101ZM118 126H119V125H118ZM120 126H121V125H120ZM137 126H138V125H137ZM140 126H141V125H140ZM142 126H143V125H142ZM167 126H168V125H167ZM181 126H182V125H181ZM211 126H212V125H211ZM211 126H210V127H211ZM255 126H256V125H255ZM257 126H258V125H257ZM263 126H264V125H263ZM19 127H20V125H19ZM28 127H29V125H28ZM138 127H139V126H138ZM138 127H137V128H138ZM150 127H151V126H150ZM155 127H157V126H155ZM189 127H190V126H189ZM215 127H216V126H215ZM258 127H259V126H258ZM30 128H31V127H30ZM30 128H29V129H30ZM51 128H52V127H51ZM72 128H73V127H72ZM104 128H106V127H104ZM151 128H152V127H151ZM157 128H158V127H157ZM161 128H162V127H161ZM169 128H170V127H169ZM182 128H183V127H182ZM201 128H202V127H201ZM219 128H220V127H219ZM19 129H20V128H18V130H19ZM29 129L27 128V131H28ZM40 129H41V128H40ZM48 129H49V128H48ZM94 129H95V128H94ZM135 129H136V128H135ZM142 129H143V128H142ZM159 129H160V128H159ZM183 129H184V128H183ZM183 129H182V130H183ZM191 129H192V128H191ZM202 129H203V128H202ZM220 129H221V128H220ZM225 129H224V131L227 132V130H225ZM236 129H237V128H236ZM30 130H31V129H30ZM33 130H34V129H33ZM105 130H106V129H105ZM115 130H116V129H115ZM137 130H138V129H137ZM165 130H166V129H165ZM175 130H176V129H175ZM23 131H24V130H23ZM49 131H50V130H49ZM52 131H53V130H52ZM54 131H55V129H54ZM168 131H169V129H168ZM170 131H171V129H170ZM187 131H188V130H187ZM191 131H192V130H191ZM207 131H208V130H207ZM217 131H219V130H217ZM18 132H19V131H18ZM25 132H26V131H25ZM42 132H43V131H42ZM55 132H56V131H55ZM66 132H67V131H66ZM88 132H89V131H88ZM104 132H105V131H104ZM110 132H111V131H110ZM123 132H124V131H123ZM149 132H150V131H149ZM171 132H172V131H171ZM179 132H180V131H179ZM202 132H203V131H202ZM226 132H224V133H226ZM228 132H229V130H228ZM228 132L226 133L227 136H228V134H229ZM234 132L236 133V131H234ZM33 133H34V131H33ZM52 133H53V132H52ZM118 133H119V132H118ZM159 133H160V132H159ZM177 133H178V132H177ZM177 133H176V134H177ZM221 133H222V131H221ZM230 133H232L231 130H230ZM239 133H240V132H239ZM4 134H5V133H3L2 135H4ZM35 134H36V133H35ZM66 134H67V133H66ZM73 134H74V133H73ZM105 134H106V133H105ZM111 134H112V133H111ZM119 134H120V133H119ZM132 134H133V132H132ZM145 134H146V133H145ZM162 134H163V133H162ZM195 134H196V133H195ZM38 135H39V134H38ZM84 135H85V134H84ZM107 135H108V133H107ZM109 135H110V134H109ZM133 135H134V134H133ZM158 135H159V134H158ZM193 135H194V134H193ZM209 135H210V134H209ZM231 135H232V134H230V137H231ZM7 136H8V135H7ZM9 136H10V135H9ZM36 136H37V135H36ZM54 136H55V135H54ZM80 136H81V135H80ZM128 136H129V135H128ZM137 136H138V134H137ZM143 136H144V135H143ZM175 136H176V135H175ZM225 136H226V135H225ZM26 137H27V136H26ZM28 137H29V136H28ZM55 137H56V136H55ZM64 137H65V136H64ZM69 137H70V136H69ZM85 137H86V136H85ZM85 137H84V138H85ZM150 137H151V136H150ZM152 137H153V136H152ZM228 137H229V136H228ZM228 137H227V139H228ZM236 137H237V136H235L234 138H236ZM3 138H5V137H3ZM7 138H9V137H7ZM15 138H16V137H15ZM32 138H33V136H32ZM134 138H135V137H134ZM137 138H138V137H137ZM171 138H172V137H171ZM187 138H188V137H187ZM191 138H192V137H191ZM195 138H196V136H195ZM219 138H221V137H219ZM237 138H238V137H237ZM245 138H246V137H245ZM5 139H6V138H5ZM10 139H12V138H10ZM87 139H88V138H87ZM122 139H123V138H122ZM139 139H140V138H139ZM160 139H162V138L160 137ZM196 139H197V138H196ZM198 139H199V138H198ZM198 139H197V140H198ZM212 139H213V138H212ZM221 139H222V138H221ZM231 139H232V138H231ZM7 140H8V139H7ZM33 140H35V139L33 138ZM93 140H94V139H93ZM130 140H131V139H130ZM140 140H141V139H140ZM140 140H139V141H140ZM145 140H146V139H145ZM163 140L166 141V138L164 137ZM172 140H173V139H172ZM175 140H176V138H175ZM228 140H229V139H228ZM234 140H236V143H238V140H237V139H234ZM0 141H1V140H0ZM36 141H37V140H36ZM55 141H56V140H55ZM97 141H98V140H97ZM165 141H164V142H165ZM167 141H168V140H167ZM229 141H230V140H229ZM242 141H243V140H242ZM242 141H241V144H242ZM9 142H10V141H9ZM12 142H13V141H12ZM19 142H20V141H19ZM37 142H39V141H37ZM81 142H82V141H81ZM86 142H88V141H86ZM89 142H90V141H89ZM94 142H95V141H94ZM126 142H127V141H126ZM130 142H131V141H130ZM133 142H134V141H133ZM154 142H155V141H154ZM154 142L152 141V143H154ZM169 142H170V141H169ZM193 142H194V141H193ZM195 142H196V141H195ZM232 142H234V141H232ZM1 143H2V141H1ZM44 143H45V142H44ZM78 143H79V142H78ZM96 143H97V142H96ZM111 143H112V142H111ZM146 143H147V142H146ZM146 143H145V144H146ZM167 143H168V142H167ZM173 143H174V142H173ZM177 143H178V142H177ZM177 143H175V144H177ZM199 143H200V141H199ZM199 143H198V144H199ZM234 143H235V142H234ZM14 144H16V143H14ZM23 144H24V143H23ZM23 144H22V145H23ZM52 144H53V143H52ZM68 144H69V143H68ZM81 144H82V143H81ZM136 144H137V143H136ZM142 144H143V143H142ZM231 144H232V143H231ZM238 144H239V143H238ZM238 144H237V145H238ZM249 144H251V143H249ZM12 145H13V144H12ZM86 145H87V144H86ZM98 145H99V143H98ZM138 145H139V144H138ZM147 145H148V144H147ZM157 145H158V144H157ZM182 145L184 146V144H182ZM182 145H180V146H182ZM196 145H197V144H196ZM200 145H201V144H200ZM239 145H240V144H239ZM244 145H245V144H244ZM1 146H2V145H1ZM5 146H6V145H5ZM43 146H44V145H43ZM48 146H49V145H48ZM51 146H52V145H51ZM70 146H71V144H70ZM78 146H79V145H78ZM92 146H93V145H92ZM99 146H100V145H99ZM121 146H122V145H121ZM133 146H134V144H133ZM160 146H161V145H160ZM203 146H204V145H203ZM241 146H242V145H241ZM241 146H240V147H241ZM248 146H249V145H248ZM15 147H16V146H15ZM125 147H127V146H125ZM137 147H138V146H137ZM143 147H144V146H143ZM162 147H163V146H162ZM162 147H161V148H162ZM168 147H169V146H168ZM178 147H179V146H178ZM201 147H202V146H201ZM204 147H205V146H204ZM228 147H229V146H228ZM2 148H3V147H2ZM4 148H5V147H4ZM8 148H9V147H8ZM24 148H25V147H24ZM81 148H82V147H81ZM90 148H91V147H90ZM133 148H134V147H133ZM135 148H136V147H135ZM148 148H149V147H148ZM152 148H153V147H152ZM161 148H159V149H161ZM163 148H164V147H163ZM170 148H171V147H170ZM181 148H182V147H181ZM213 148H214V146H213ZM231 148H232V147H231ZM26 149H27V148H26ZM49 149H50V148H49ZM71 149H72V148H71ZM88 149H89V147H88ZM93 149H94V147H93ZM128 149L130 150L131 148H128ZM136 149H137V148H136ZM171 149L173 150V148H171ZM187 149H189V148H187ZM199 149H201V148H199ZM226 149H228V148L226 147L225 150H226ZM238 149H239V148H238ZM16 150H17V149H16ZM19 150H20V148H19ZM19 150H18V151H19ZM60 150H61V149H60ZM60 150H58V151H60ZM84 150H85V148H84ZM101 150H102V149H101ZM103 150H104V149H103ZM133 150H134V149H133ZM146 150H147V149H146ZM149 150H150V149H149ZM149 150H147L148 153H149ZM204 150H205V149H204ZM217 150H218V149H217ZM228 150H230V149H228ZM240 150H242V149H240ZM244 150H245V149H244ZM253 150H254V149H253ZM12 151H13V150H12ZM98 151H99V150H98ZM104 151H105V150H104ZM131 151H132V150H131ZM151 151H152V150H151ZM163 151L165 152V150H163ZM166 151H167V150H166ZM205 151H206V150H205ZM205 151H203V153H204ZM87 152H88V151H87ZM106 152H107V151H106ZM123 152H125V151H123ZM123 152H122V153H123ZM126 152H127V151H126ZM132 152H133V151H132ZM154 152H155V151H154ZM189 152H190V151H189ZM231 152H232V149H231ZM231 152H230L229 154H232L231 156L234 157V156H233L234 154L231 153ZM233 152H234V151H233ZM237 152H238V150H237ZM239 152H240V151H239ZM251 152H252V150H251ZM256 152H257V151H256ZM17 153H20V152H17ZM25 153H26V152H25ZM53 153H54V152H53ZM63 153H64V152H63ZM92 153H94V152H92ZM96 153H97V152H96ZM112 153H113V152H112ZM142 153H143V152H142ZM185 153H186V152H185ZM185 153H184V154H185ZM215 153H216V152H215ZM219 153H220V152H219ZM242 153H243V151H242ZM20 154H21V153H20ZM22 154H23V153H22ZM70 154L72 155V153H70ZM108 154H110V153H108ZM135 154H136V152H135ZM139 154H141V153H139ZM146 154H147V153H146ZM153 154H154V153H153ZM158 154H159V152H158ZM170 154H171V153H170ZM182 154H183V153H182ZM201 154H202V153H201ZM206 154H207V153H206ZM227 154H228V152H227ZM229 154H228V155H229ZM239 154H240V153H239ZM247 154H248V153H247ZM26 155H27V154H26ZM26 155H25V156H26ZM28 155H29V154H28ZM38 155H39V154H38ZM40 155H41V154H40ZM94 155H95V153H94ZM98 155H99V154H98ZM121 155H122V154H121ZM143 155H144V154H143ZM168 155H169V153H168ZM188 155H189V154H188ZM208 155H209V154H207V156H208ZM223 155H224V153H223ZM223 155H222V156H223ZM15 156H16V155H15ZM114 156H115V155H114ZM150 156H152V155H150ZM158 156H159V155H158ZM171 156H172V155H171ZM220 156H221V155H220ZM224 156H225V155H224ZM12 157L15 158L14 156H12ZM29 157H30V156H29ZM31 157H32V156H31ZM33 157H34V156H33ZM76 157H77V156H76ZM91 157H92V156H91ZM110 157H111V156H110ZM164 157H165V155H164ZM172 157H173V156H172ZM172 157H171V158H172ZM177 157H178V156H177ZM190 157H191V156H190ZM203 157H206L205 154H204ZM18 158H20V157H18ZM18 158H17V159H18ZM21 158H22V156H21ZM21 158H20V159H21ZM23 158H24V156H23ZM34 158H35V157H34ZM116 158H117V157H116ZM129 158H130V157H129ZM136 158H137V157H136ZM157 158H158V157H157ZM160 158H161V156H160ZM162 158H163V157H162ZM165 158H167V157H165ZM171 158H170V159H171ZM183 158H184V157H183ZM210 158H211V157H210ZM238 158H239V157H238ZM20 159H19V160H20ZM30 159H31V158H30ZM32 159H33V158H32ZM32 159H31V160H32ZM93 159H94V158H93ZM118 159H119V158H118ZM132 159H133V158H132ZM163 159H164V158H163ZM193 159H194V157H193ZM221 159H222V157H221ZM223 159H224V158H223ZM223 159H222V160H223ZM234 159L236 160V158H234ZM244 159H245V158H244ZM24 160H25V158H24ZM35 160H36V159H34V160H32V161H35ZM79 160H80V158H79ZM130 160H131V159H130ZM143 160H144V159H143ZM145 160H146V159H145ZM150 160H151V159H150ZM152 160H153V159H152ZM176 160H178V159H176ZM218 160H219V159H218ZM227 160H228V159H227ZM227 160H226V161H227ZM256 160H257V159H256ZM20 161H22V160H20ZM20 161H19V162H20ZM29 161H30V160H29ZM29 161H28V162H29ZM39 161H40V160H39ZM39 161H37V162H39ZM65 161H66V160H65ZM103 161H104V160H103ZM111 161H112V160H111ZM114 161H115V160H114ZM118 161H119V160H118ZM133 161H134V160H133ZM193 161H194V160H193ZM213 161H214V160H213ZM223 161H224V160H223ZM242 161H243V160H241V162H242ZM247 161H248V160H247ZM250 161H251V160H250ZM260 161H261V158H260ZM26 162H27V161H26ZM37 162H36V163H37ZM48 162H49V161H48ZM75 162H76V161H74V163H75ZM87 162H88V161H87ZM90 162H91V160H90ZM100 162H101V161H100ZM119 162H120V161H119ZM128 162H129V161H128ZM128 162H127V163H128ZM135 162H136V161H135ZM161 162H162V161H161ZM174 162H175V159H174ZM195 162H196V161H194V163H195ZM198 162H199V161H198ZM201 162H202V161H201ZM239 162H240V161H239ZM261 162H262V161H261ZM22 163H23V161H22ZM46 163H47V162H46ZM80 163H81V162H80ZM95 163H96V162H95ZM98 163H99V162H98ZM139 163H140V162H139ZM139 163H138V164H139ZM141 163H142V162H141ZM156 163H157V162H156ZM164 163H165V161H164ZM177 163L179 164V162H177ZM188 163H189V161H188ZM188 163H187L186 165H187V166H190V165H188ZM210 163H211V162H210ZM224 163H225V161H224ZM248 163H249V161H248ZM262 163H263V162H262ZM40 164H42V163H40ZM49 164H50V163H49ZM60 164H61V162H60ZM76 164H77V163H76ZM84 164H85V163H84ZM105 164H106V163H105ZM107 164H108V163H107ZM111 164H112V163H111ZM113 164H114V163H113ZM130 164H131V163H130ZM160 164H161V163H160ZM183 164H184V163H183ZM242 164H244V163H242ZM249 164H250V163H249ZM38 165H39V164H38ZM93 165H94V164H93ZM95 165H96V164H95ZM124 165H125V164H124ZM124 165H123V167H124ZM146 165H147V163H146ZM152 165H153V164H151V166H152ZM161 165H163V164H161ZM214 165H215V164H214ZM230 165H232V164H230ZM240 165H241V164H240ZM246 165H247V164H246ZM250 165H251V164H250ZM252 165H253V164H252ZM260 165H261V164H260ZM50 166H52V165H50ZM50 166H49V168H50ZM107 166H108V165H107ZM113 166H114V165H113ZM169 166H170V165H169ZM171 166H172V165H171ZM176 166H177V165H176ZM184 166H185V165H184ZM205 166H206V165H205ZM226 166H228L227 163H226ZM86 167H87V166H86ZM103 167H104V166H103ZM125 167H126V166H125ZM142 167H143V166H142ZM149 167H150V166H149ZM149 167H148V168H149ZM221 167H222V166H221ZM229 167H230V166H229ZM254 167H255V166H254ZM119 168H120V167H119ZM144 168H145V167H144ZM198 168H199V167H198ZM201 168H202V167H201ZM205 168H206V167H205ZM217 168H218V167H217ZM230 168H232V167H230ZM233 168H234V167H233ZM34 169H35V168H33V170H34ZM54 169H55V168H54ZM88 169H91V167L88 168ZM126 169H127V168H126ZM169 169H170V168H169ZM177 169H178V167H177ZM185 169H186V168H185ZM236 169H237V168H236ZM260 169H262V168H260ZM42 170H43V167H42ZM47 170H48V169H47ZM71 170H73V169H71ZM86 170H87V169H86ZM98 170H99V169H98ZM105 170H106V168H105ZM135 170H136V169H135ZM147 170H148V169H147ZM149 170H150V169H149ZM151 170H152V169H151ZM163 170H164V169H163ZM165 170H166V169H165ZM179 170H180V169H179ZM203 170H204V169H203ZM206 170H207V168H206ZM232 170H235V169H232ZM251 170H252V169H251ZM69 171H70V170H69ZM87 171H88V170H87ZM115 171H116V170H115ZM152 171H153V170H152ZM168 171H169V170H168ZM189 171H190V170H189ZM253 171L256 172L255 169H254ZM35 172H36V171H35ZM38 172H39V167H38ZM41 172H42V171H41ZM47 172H48V171H47ZM50 172H51V171H50ZM54 172H55V170H54ZM70 172H71V171H70ZM96 172H97V171H96ZM112 172H113V171H112ZM117 172H119V171H117ZM190 172H193V171H190ZM194 172H195V171H194ZM209 172H210V171H209ZM218 172H219V171H218ZM243 172H244V171H243ZM254 172H252V173L254 174ZM257 172H260V171H257ZM48 173H49V172H48ZM51 173H52V172H51ZM71 173H73V172H71ZM91 173H92V172H91ZM129 173H130V172H129ZM145 173H146V172H145ZM161 173H162V172H161ZM196 173H197V172H196ZM244 173H245V172H244ZM35 174H36V173H35ZM56 174H57V173H56ZM69 174H70V173H69ZM100 174H101V173H100ZM115 174H116V173H115ZM152 174H153V173H152ZM192 174H193V173H192ZM208 174H209V173H208ZM208 174H207V175H208ZM216 174H217V173H216ZM236 174H238V173H236ZM57 175H58V174H57ZM72 175H73V174H72ZM76 175H77V173H76ZM101 175H102V174H101ZM141 175H143V174H141ZM158 175H159V174H158ZM217 175H218V174H217ZM234 175H235V174H234ZM241 175H242V174H241ZM241 175H240V176H241ZM248 175H250V177L252 178V174H248ZM258 175H259V174H256V175L254 174V178H255V177L258 178ZM261 175H263V174H261ZM39 176H40V175H39ZM49 176H50V175H49ZM120 176H121V175H120ZM122 176H123V175H122ZM133 176H134V175H133ZM176 176H177V175H176ZM187 176H188V175H187ZM195 176H196V175H195ZM199 176H200V173H199ZM203 176H204V175H203ZM244 176H245V175H244ZM42 177H43V176H42ZM42 177H39V178H42ZM73 177H74V176H73ZM76 177H77V176H76ZM80 177H81V176H80ZM92 177H93V176H92ZM113 177H114V176H113ZM116 177H117V176H116ZM153 177H154V176H153ZM177 177H178V176H177ZM182 177H183V176H182ZM182 177H181V179H182ZM238 177H239V175H238ZM259 177H260V175H259ZM263 177H264V176H263ZM49 178H50V177H49ZM68 178H69V177H68ZM97 178H98V177H97ZM100 178H101V177H100ZM130 178H131V177H130ZM146 178H147V177H146ZM150 178H152V177H150ZM158 178H159V177H158ZM166 178H167V177H166ZM185 178H186V177H185ZM225 178H227V177H225ZM225 178H224V179H225ZM246 178H247V177H246ZM256 178H255L254 180H257ZM65 179H66V178H65ZM65 179H64V180H65ZM72 179H73V178H72ZM109 179H110V178H109ZM111 179H112V178H111ZM115 179H116V178H115ZM120 179H121V178H120ZM134 179H135V178H134ZM139 179H141V178H139ZM177 179H178V178H177ZM206 179H207V178L205 177V180H206ZM241 179H244V178H241ZM241 179H240V180H241ZM260 179H261V178H260ZM260 179H259V180H260ZM263 179H264V178H263ZM47 180H48V179H47ZM78 180H79V179H78ZM99 180H100V179H99ZM116 180H117V179H116ZM123 180H124V179H123ZM182 180H183V179H182ZM190 180H191V178H190ZM196 180H197V179H196ZM205 180H204V182H205ZM247 180H248V179H246V181H247ZM252 180H253V179H252ZM259 180H258V181H259ZM261 180H262V179H261ZM43 181H44V180H43ZM97 181H98V180H97ZM111 181H112V180H111ZM133 181H134V180H133ZM133 181H132V183H133ZM145 181H146V180H145ZM160 181H161V180H160ZM169 181H170V180H169ZM187 181H188V180H187ZM208 181H210V180H208ZM227 181H228V180H227ZM45 182H46V181H45ZM59 182H60V181H59ZM78 182H79V181H78ZM140 182H142V181H140ZM163 182H164V181H163ZM166 182H168V181H166ZM172 182H173V181H172ZM181 182H183V181H181ZM214 182H215V181H214ZM214 182H213V183H214ZM229 182H230V181H229ZM229 182H228V183H229ZM242 182H243V181H242ZM247 182H248V181H247ZM253 182H254V181H253ZM256 182H257V181H256ZM256 182H255V184H256ZM262 182H263V180H262ZM262 182L260 181L259 183L263 184ZM47 183H48V182H47ZM57 183H58V182H57ZM60 183H61V182H60ZM72 183H73V182H72ZM90 183H91V182H90ZM152 183H153V182H152ZM224 183L226 184V182H224ZM228 183H227V184H228ZM230 183H231V182H230ZM250 183H251V182H250ZM259 183H258V184H259ZM52 184H53V183H52ZM69 184H70V183H69ZM80 184H81V183H80ZM80 184H79V185H80ZM111 184H112V183H111ZM115 184H116V183H115ZM126 184H127V183H126ZM138 184H139V183H138ZM146 184H147V183H146ZM146 184H145V185H146ZM155 184H156V183H155ZM159 184H160V183H159ZM173 184H174V183H173ZM173 184H172V185H173ZM182 184H183V183H182ZM234 184H235V183H234ZM67 185H68V184H67ZM85 185L88 187L87 184H85ZM121 185H122V183H121ZM123 185H125V183H123ZM140 185H141V184H140ZM192 185H193V184H192ZM194 185H195V184H194ZM207 185H209V184H207ZM250 185H251V184H250ZM50 186H51V185H50ZM55 186H56V185H55ZM60 186H61V185H60ZM89 186H91V185H89ZM104 186H105V185H104ZM142 186H143V185H142ZM149 186H150V185H149ZM164 186H166V185H164ZM185 186H186V185H185ZM228 186H230V185L228 184ZM254 186H255V185H254ZM256 186H258V185H256ZM44 187H45V186H44ZM62 187L64 188V185H63ZM68 187H69V186H68ZM74 187H75V184H74ZM76 187H77V186H76ZM91 187H92V186H91ZM105 187H106V186H105ZM122 187H123V186H122ZM139 187H141V186H139ZM160 187H161V186H160ZM166 187H167V186H166ZM169 187H170V186H169ZM175 187H176V186H175ZM180 187H182V186H180ZM207 187H209V186H207ZM212 187H213V186H212ZM235 187H236V186H235ZM263 187H264V185H262V188H263ZM46 188H47V186H46ZM48 188H49V187H48ZM54 188H55V187H54ZM54 188H53V189H54ZM63 188H62V189H63ZM72 188H73V187H72ZM77 188H78V187H77ZM89 188H90V187H89ZM142 188H143V187H142ZM144 188H145V187H144ZM186 188H187V187H186ZM190 188H191V187H190ZM204 188H205V187H204ZM213 188H215V187H213ZM239 188H240V187L238 186V189H239ZM255 188H256V187H255ZM259 188H261L260 185H259ZM60 189H61V188H60ZM82 189H84V188H82ZM110 189H111V188H110ZM146 189H147V187H146ZM152 189H153V188H152ZM156 189H158V188H156ZM156 189H155V190H156ZM163 189H165V188H163ZM168 189H169V188H168ZM168 189H167V190H168ZM171 189H172V188H171ZM171 189H170V190H171ZM207 189H208V188H207ZM207 189H205V190H207ZM238 189H237V190H238ZM251 189H252V186H251ZM66 190H67V189H66ZM66 190H65V191H66ZM70 190H71V188H70ZM74 190H76V189H74ZM90 190H91V189H90ZM105 190H106V189H105ZM155 190H154V191H155ZM159 190H160V189H159ZM196 190H197V189H196ZM210 190H211V189H210ZM215 190H216V189H215ZM225 190H226V189H225ZM234 190H235V189H234ZM47 191H48V190H47ZM60 191H61V190H60ZM67 191H68V190H67ZM78 191H79V190H78ZM149 191H150V190H149ZM188 191H189V190H188ZM193 191H194V190H193ZM252 191H253V189H252ZM257 191H258V190H257ZM261 191H262V190H261ZM54 192H55V191H54ZM80 192H81V191H80ZM158 192H159V191H158ZM185 192H186V191H185ZM205 192H206V191H205ZM249 192H250V191H249ZM49 193H50V192H49ZM92 193H93V192H92ZM94 193H95V192H94ZM107 193H108V192H107ZM164 193H165V192H164ZM200 193H201V191H200ZM209 193H210V191H209ZM228 193H229V192H228ZM237 193L240 194V192H237ZM242 193H243V192H242ZM242 193H241V194H242ZM47 194H48V193H47ZM52 194H53V193H52ZM61 194H62V193H61ZM70 194H72V193H70ZM82 194H84V193H82ZM171 194H172V193H171ZM210 194H211V193H210ZM212 194H213V193H212ZM215 194H216V192H215ZM217 194H218V193H217ZM232 194H233V193H232ZM50 195H51V194H50ZM63 195H64V194H63ZM67 195H68V194H67ZM89 195H90V194H89ZM92 195H93V194H92ZM164 195H166V194H164ZM189 195H190V194H189ZM213 195H214V194H213ZM220 195H221V194H220ZM243 195H244V194H243ZM243 195H242V196H243ZM257 195H259V194H257ZM77 196H78V195H77ZM85 196H86V194H85ZM85 196H84V198H85ZM97 196H98V195H97ZM156 196H157V195H156ZM174 196H175V195H174ZM191 196H192V194H191ZM211 196H212V195H211ZM218 196H219V195H218ZM218 196H216V197H218ZM87 197H88V196H87ZM113 197H114V196H113ZM170 197H171V196H170ZM176 197H177V196H176ZM207 197H208V196H207ZM212 197H213V196H212ZM71 198H73V197H71ZM114 198H115V197H114ZM116 198H117V197H116ZM171 198H172V197H171ZM179 198H180V197H179ZM196 198H197V197H196ZM224 198H226V197H224ZM238 198H239V197H238ZM245 198H246V196H245ZM73 199L75 200L76 198H73ZM153 199H154V198H153ZM211 199H212V198H211ZM226 199H227V198H226ZM240 199H241V198H240ZM251 199H252V198H251ZM95 200H96V199H95ZM100 200H101V199H100ZM102 200H103V199H102ZM155 200H156V199H155ZM192 200H193V199H192ZM196 200H197V199H196ZM196 200H194V201H196ZM199 200H200V199H199ZM203 200H204V199H203ZM243 200H246V199H243ZM79 201H80V200H79ZM82 201H84V200H82ZM105 201H107V200H105ZM150 201H151V200H150ZM170 201H171V200H170ZM172 201H173V200H172ZM200 201H201V200H200ZM246 201H247V200H246ZM246 201H245V202H246ZM98 202H99V201H98ZM103 202H104V201H103ZM110 202H111V201H110ZM156 202H157V201H155V203H156ZM191 202H192V201H191ZM198 202H199V201H198ZM229 202H230V201H229ZM238 202H240V201H238ZM247 202H248V201H247ZM263 202H264V201H263ZM100 203H101V202H100ZM164 203H165V202H164ZM231 203H232V202H231ZM231 203H229V205H230ZM248 203H249V202H248ZM248 203H246V204H248ZM108 204H109V203H108ZM193 204H194V202L192 203V206H193ZM195 204H196V202H195ZM215 204H216V203H215ZM222 204H223V203H222ZM237 204H239V203H237ZM249 204H250V203H249ZM254 204H255V202H254ZM73 205H74V204H73ZM105 205H106V204H105ZM153 205H155V204H153ZM200 205H201V204H200ZM244 205H245V204H244ZM244 205L242 204L243 207H244ZM251 205H252V204H251ZM60 206H63V205H60ZM67 206H68V205H67ZM103 206H104V205H103ZM125 206H126V205H125ZM127 206H128V205H127ZM129 206H130V205H129ZM149 206H151V205H149ZM165 206H166V205H165ZM171 206H172V205H171ZM245 206H246V205H245ZM252 206H253V205H252ZM30 207H31V206H30ZM65 207H66V206H65ZM104 207H105V206H104ZM135 207H136V206H135ZM239 207H240V206H239ZM243 207H242V208H243ZM248 207H249V205H248ZM106 208H107V207H106ZM108 208H109V207H108ZM145 208H146V207H145ZM148 208H149V207H148ZM148 208H147V209H148ZM156 208H157V207H156ZM177 208H178V207H176V209H177ZM196 208H197V206H196ZM219 208H220V207H219ZM244 208H245V207H244ZM250 208H251V207H250ZM259 208H260V207H259ZM66 209H67V208H66ZM112 209H113V208H112ZM112 209H110V210L112 211ZM165 209H166V208H165ZM186 209H187V208H186ZM186 209H185V210H186ZM192 209H193V208H192ZM210 209H211V208H210ZM237 209H238V208H237ZM92 210H93V209H92ZM135 210H136V209H135ZM155 210H156V209H155ZM167 210H168V208H167ZM220 210H221V209H220ZM247 210H248V209H247ZM259 210H260V212H261V208H260ZM137 211H138V210H137ZM142 211H143V210H142ZM142 211H141V212H142ZM158 211H159V210H158ZM158 211H157V212H158ZM175 211H176V210H175ZM177 211H179V210H177ZM186 211H187V210H186ZM63 212H64V211H63ZM69 212H70V211H69ZM69 212H68V213H69ZM77 212H78V211H77ZM106 212H107V211H106ZM124 212H125V211H124ZM131 212H132V211H131ZM151 212H152V211H151ZM159 212H160V211H159ZM171 212H172V211H171ZM184 212H185V211H184ZM204 212H205V211H204ZM217 212H218V211H217ZM64 213H65V212H64ZM70 213H71V212H70ZM89 213H90V212H89ZM119 213H120V212H119ZM126 213H127V212H126ZM128 213H129V212H128ZM166 213H167V212H166ZM169 213H170V212H169ZM172 213H173V212H172ZM207 213H208V212H207ZM207 213H206V214H207ZM79 214H80V213H79ZM82 214H84V213H82ZM90 214H91V213H90ZM117 214H118V213H117ZM132 214H133V212H132ZM174 214H175V213H174ZM180 214H181V213H180ZM180 214H179V215H180ZM196 214H197V212H196ZM212 214H213V213H212ZM227 214H228V213H227ZM69 215H70V214H69ZM106 215H107V214H106ZM125 215H126V214H125ZM130 215H131V214H130ZM139 215H140V214H139ZM144 215H145V214H144ZM144 215H143V216H144ZM179 215H178V216H179ZM189 215H190V214H189ZM198 215H199V214H198ZM198 215H197V216H198ZM201 215H202V214H201ZM229 215H230V214H229ZM244 215H245V214H244ZM32 216H33V214H32ZM67 216H68V215H67ZM173 216H174V215H173ZM180 216H181V215H180ZM191 216H192V215H191ZM221 216H222V215H221ZM232 216H233V215H232ZM245 216H246V215H245ZM72 217H73V216H72ZM75 217H76V216H75ZM99 217H100V216H99ZM123 217H124V216H123ZM131 217H132V216H131ZM134 217H135V216H134ZM146 217H147V216H146ZM146 217L144 216L143 218H146ZM175 217H176V215H175ZM185 217H186V216H185ZM185 217H184V218H185ZM203 217H204V216H203ZM219 217H220V216H219ZM219 217H218V218H219ZM247 217H248V216H247ZM250 217H252V216H250ZM250 217H249V218H250ZM57 218H58V217H57ZM73 218H74V217H73ZM125 218H126V217H125ZM127 218H129V217H127ZM143 218H142V219H143ZM170 218H171V217H170ZM178 218H179V217H178ZM198 218H199V217H198ZM205 218H206V217H205ZM207 218H208V217H207ZM216 218H217V217H216ZM216 218H215V219H216ZM232 218H233V217H232ZM235 218H236V217H235ZM71 219H72V218H71ZM111 219H112V218H111ZM131 219H132V218H131ZM148 219H149V218H148ZM153 219H154V218H153ZM162 219H163V218H162ZM173 219H174V218H173ZM181 219H182V218H181ZM203 219H204V218H203ZM35 220H37V219H35ZM35 220H34V221H35ZM73 220H74V219H73ZM77 220H78V219H77ZM77 220H76V221H77ZM109 220H110V219H109ZM144 220H145V219H144ZM146 220H147V219H146ZM164 220H165V219H164ZM164 220H163V221H164ZM187 220H191V218H190V219H187ZM207 220H208V219H207ZM218 220H219V219H218ZM221 220H222V219H221ZM223 220H224V218H223ZM231 220H232V219H231ZM234 220H235V219H234ZM37 221H38V220H37ZM107 221H108V219H107ZM112 221H113V219H112ZM125 221H126V220H125ZM125 221H124V222H125ZM127 221H128V220H127ZM133 221H134V220H133ZM154 221H155V220H154ZM160 221H161V220H160ZM177 221H178V220H177ZM192 221H193V220H192ZM198 221H199V220H198ZM205 221H206V220H205ZM212 221H213V220H212ZM84 222H85V221H84ZM115 222H116V221H115ZM121 222H122V221H121ZM124 222H123V223H124ZM139 222H140V221H139ZM148 222H149V221H148ZM254 222H255V221H254ZM86 223H87V222H86ZM161 223H162V221H161ZM164 223H165V222H164ZM180 223H181V222H180ZM182 223H183V222H182ZM188 223H189V222H188ZM194 223H195V222H194ZM194 223H193V224H194ZM205 223H206V222H205ZM237 223H238V222H237ZM82 224H84V223H82ZM128 224H129V222H128ZM130 224H131V223H130ZM144 224H145V223H144ZM144 224H143V225H144ZM166 224H167V223H166ZM196 224H197V223H196ZM249 224H250V223H249ZM258 224H259V223H258ZM84 225H85V224H84ZM189 225H190V224H189ZM199 225H200V222H199ZM204 225H205V224H204ZM206 225L208 226L209 224H206ZM224 225H225V224H224ZM234 225H235V224H234ZM136 226H137V224H136ZM139 226H140V225H139ZM147 226H148V225H147ZM147 226L145 225V227H147ZM149 226H150V225H149ZM153 226H154V225H153ZM165 226H166V225H165ZM165 226H164V227H165ZM169 226H170V225H169ZM184 226H185V225H184ZM184 226H183V228H184ZM194 226H195V225H194ZM210 226H211V225H210ZM213 226H214V225H213ZM236 226H237V225H236ZM258 226H259V225H258ZM85 227H86V226H85ZM145 227H144V228H145ZM160 227H161V226H160ZM167 227H168V226H167ZM178 227H179V226H178ZM195 227H196V226H195ZM201 227H202V226H201ZM232 227H234V226H232ZM243 227H244V226H243ZM80 228H81V227H80ZM82 228H84V227H82ZM123 228H125V227H123ZM180 228H181V226H180ZM202 228H203V227H202ZM218 228H219V227H218ZM218 228H216V229H218ZM226 228H227V227H226ZM235 228H236V227H235ZM248 228H249V227H248ZM139 229H140V228H139ZM147 229H148V228H147ZM170 229H171V228H170ZM204 229H205V228H204ZM207 229H209V228H207ZM212 229H213V228H212ZM223 229H224V228H223ZM227 229H228V228H227ZM262 229H263V228H262ZM126 230H127V229H126ZM129 230H131V229H129ZM187 230H188V229H187ZM189 230H190V229H189ZM210 230H211V229H210ZM210 230H209V231H210ZM228 230H229V229H228ZM248 230H249V229H248ZM250 230H251V229H250ZM132 231H133V230H132ZM148 231H149V230H148ZM159 231H160V230H159ZM172 231H173V230H172ZM185 231H186V230H185ZM198 231H199V229H198ZM201 231H202V230H201ZM212 231H213V230H212ZM212 231H211V232H212ZM217 231H218V230H217ZM86 232H87V231H86ZM116 232H117V231H116ZM204 232H205V231H204ZM220 232H221V231H220ZM220 232H218V234H219ZM253 232H254V231H253ZM72 233H73V232H72ZM79 233H80V232H79ZM111 233H112V232H111ZM144 233H145V232H144ZM158 233H159V232H158ZM186 233H189V232H186ZM186 233H185V234H186ZM191 233H192V232H191ZM232 233H233V232H232ZM246 233H247V232H246ZM134 234H135V233H134ZM137 234H138V232H137ZM146 234H148V233H146ZM154 234H155V232H154ZM162 234H163V233H162ZM209 234H210V233H209ZM230 234H231V233H230ZM248 234H249V233H248ZM77 235H78V234H77ZM84 235H85V234H84ZM103 235H104V234H103ZM140 235H144V234L141 233ZM152 235H153V234H152ZM165 235H166V234H165ZM198 235H200V234H198ZM204 235H205V234H204ZM245 235H246V234H245ZM121 236H122V235H121ZM121 236H120V237H121ZM145 236H146V235H145ZM145 236H144V237H145ZM149 236H150V235H149ZM159 236H160V235H159ZM184 236H185V235H184ZM190 236H191V235H190ZM195 236H196V235H195ZM205 236H206V235H205ZM224 236H225V235H224ZM238 236H239V235H238ZM253 236H254V235H253ZM258 236H260V235H258ZM55 237H56V236H55ZM73 237H74V236H73ZM78 237H79V236H78ZM80 237H81V236H80ZM84 237H85V236H84ZM86 237H87V236H86ZM142 237H143V236H142ZM169 237H170V236H169ZM171 237H172V236H171ZM173 237H174V236H173ZM200 237H201V236H200ZM220 237H221V236H220ZM231 237H232V235H231ZM235 237H236V236H235ZM235 237H234V238H235ZM71 238H72V237H71ZM89 238H90V237H89ZM124 238H125V237H124ZM183 238H184V237H183ZM205 238H207V236H206ZM210 238H212V236H211ZM234 238H233V239H234ZM248 238H249V237H248ZM253 238H254V237H253ZM56 239H57V238H56ZM78 239H79V238H78ZM93 239H94V238H93ZM158 239H159V238H158ZM166 239H167V238H166ZM172 239H174V238H172ZM192 239H193V238H192ZM194 239H195V238H194ZM229 239H230V238H229ZM0 240H1V238H0ZM75 240H76V239H75ZM131 240H133V239H131ZM150 240H151V239H150ZM150 240H149V241H150ZM164 240H165V239H164ZM176 240H177V239H175V241H176ZM196 240H197V237H196ZM208 240H209V239H208ZM216 240L218 241L217 238H216ZM219 240H220V239H219ZM227 240H228V239H227ZM259 240H260V239H259ZM261 240H262V239H261ZM59 241H60V240H59ZM93 241H95V240H93ZM104 241H105V240H104ZM125 241H126V240H125ZM134 241H135V240H134ZM154 241H156V239H154ZM154 241H152L151 243H153ZM179 241H180V240H179ZM183 241H184V240H183ZM185 241H186V240H185ZM214 241H215V238H214L213 242H214ZM217 241H216V243H219V242H217ZM0 242H1V243H0V245H1V244H2V241H0ZM80 242H81V241H80ZM110 242H111V241H110ZM118 242H119V241H118ZM167 242H168V241H167ZM200 242H201V241H200ZM232 242H233V241H232ZM248 242H249V241H248ZM250 242H251V241H250ZM85 243H86V242H85ZM105 243H106V241H105ZM112 243H113V242H112ZM126 243H127V242H126ZM154 243H156V242H154ZM162 243H163V242H162ZM177 243H178V242H177ZM181 243H182V242H181ZM189 243H190V242H189ZM201 243H202V242H201ZM206 243H207V241H206ZM211 243H212V242H211ZM211 243H210V244H211ZM216 243H215V244H216ZM228 243H229V242H228ZM253 243H254V242H253ZM253 243H252V244H253ZM58 244H59V243H58ZM122 244H123V243H122ZM130 244H131V243H130ZM174 244H175V243H174ZM174 244H173V245H174ZM183 244H184V243H183ZM224 244H225V243H224ZM244 244H245V243H244ZM244 244H243V246H245ZM250 244H251V243H250ZM79 245H80V244H79ZM90 245H91V244H90ZM104 245H105V244H104ZM106 245H107V244H106ZM106 245H105V246H106ZM108 245H109V244H108ZM112 245H113V244H112ZM120 245H121V244H120ZM132 245H133V244H132ZM136 245H137V244H136ZM150 245H151V244H150ZM150 245H149V246H150ZM155 245H156V244H153V245L151 246V248L153 249L152 252H154V250H156V248H157ZM161 245H162V244H161ZM165 245H166V243L164 244V246H165ZM188 245H189V244H188ZM240 245H241V244H240ZM262 245H263V243H262ZM1 246L4 247L3 245H1ZM23 246H24V245H23ZM75 246H76V245H75ZM126 246H127V245H126ZM157 246H158V244H157ZM168 246H169V244H168ZM175 246H176V245H175ZM181 246H182V245H181ZM216 246H217V245H216ZM218 246H219V245H218ZM225 246H226V245H225ZM230 246H231V245H230ZM236 246H237V245H236ZM63 247H64V246H63ZM88 247H89V246H88ZM117 247H118V246H117ZM127 247H128V246H127ZM159 247H160V246H159ZM187 247H188V246H187ZM192 247H193V246H192ZM207 247H208V246H207ZM212 247H213V246H212ZM220 247H221V246H220ZM252 247H253V246H252ZM263 247H264V246H263ZM78 248H79V246H78ZM94 248H95V247H94ZM123 248H124V247H123ZM149 248H150V247H149ZM161 248H162V247H161ZM166 248H167V247H166ZM214 248H215V247H214ZM218 248H219V247H218ZM239 248H240V247H239ZM107 249H108V248H107ZM139 249H140V248H139ZM172 249H173V248H172ZM201 249H202V248H201ZM209 249H210V248H209ZM226 249H227V248H226ZM233 249H234V248H233ZM243 249H244V247H243ZM243 249H242V250H243ZM86 250H87V249H86ZM112 250H115V249L112 247ZM126 250H128V248H127ZM126 250H125V251H126ZM132 250H133V249H132ZM132 250H131V251H132ZM143 250H144V249H143ZM159 250H160V249H159ZM165 250H166V249H165ZM169 250H170V249H169ZM173 250H174V249H173ZM194 250H195V249H194ZM221 250H222V249H221ZM58 251H59V250H58ZM63 251H64V250H63ZM135 251H136V248H135ZM137 251H138V249H137ZM156 251H157V250H156ZM179 251H180V250H179ZM215 251H216V250H215ZM229 251H230V249H229ZM254 251H255V250H254ZM176 252H177V251H176ZM63 253H64V252H63ZM118 253H119V252H118ZM125 253H126V252H125ZM133 253H134V252H133ZM154 253H156V252H154ZM168 253H169V252H168ZM186 253H187V252H186ZM225 253H226V252H225ZM235 253H236V252H235ZM258 253H259V252H258ZM54 254H55V253H54ZM57 254H58V253H57ZM64 254H65V253H64ZM127 254H128V253H127ZM129 254H130V253H129ZM143 254H144V253H143ZM152 254H153V253H152ZM170 254H171V253H170ZM218 254H219V252H218ZM228 254H229V253H228ZM251 254H252V253H251ZM92 255H93V254H92ZM104 255H105V254H104ZM117 255H119V254H117ZM122 255H123V254H122ZM138 255H139V254H138ZM176 255H177V254H176ZM203 255H204V254H203ZM219 255H220V254H219ZM219 255H218V257H219ZM225 255H226V254H225ZM235 255H236V254H235ZM21 256H22V255H21ZM115 256H116V255H115ZM126 256H127V255H126ZM136 256H137V255H136ZM157 256H158V255H157ZM222 256L225 257L224 254H223ZM237 256H238V255H237ZM92 257H93V256H92ZM95 257H96V256H95ZM95 257H94V258H95ZM131 257H132V256H131ZM134 257H135V256H134ZM159 257H160V256H159ZM159 257H158V258H159ZM162 257H163V256H162ZM193 257H194V256H193ZM227 257H228V255H227ZM233 257H234V256H233ZM233 257H232V259H233ZM22 258L24 259V257H22ZM32 258H33V257H32ZM57 258H58V257H57ZM62 258H63V257H62ZM80 258H81V257H80ZM86 258H87V257H86ZM103 258H104V257H103ZM119 258H120V257H119ZM126 258H127V257H126ZM126 258L124 257V259H126ZM158 258H157V259H158ZM221 258H222V257H221ZM238 258H239V257H238ZM53 259H54V258H53ZM81 259H82V258H81ZM101 259H102V258H101ZM105 259H106V258H105ZM134 259H135V258H134ZM222 259H223V258H222ZM236 259H237V257H236ZM25 260H26V259H25ZM28 260H29V259H28ZM60 260H61V259H60ZM63 260H64V259H63ZM91 260H92V259H91ZM96 260H97V259H96ZM121 260H122V259H121ZM135 260H136V259H135ZM140 260H141V259H140ZM237 260H238V259H237ZM247 260H248V259H247ZM40 261H41V260H40ZM61 261H62V260H61ZM69 261H70V260H69ZM86 261H87V260H86ZM104 261H105V260H104ZM222 261H224V260H222ZM226 261H227V260H226ZM232 261H233V260H232ZM238 261H239V260H238ZM243 261H244V260H243ZM261 261H262V260H261ZM43 262H44V261H43ZM59 262H60V261H59ZM75 262H76V261H75ZM88 262H89V261H88ZM96 262H97V261H96ZM96 262H95V263H96ZM106 262H107V261H106ZM181 262H182V261H181ZM234 262H235V261H234ZM251 262H252V261H251ZM27 263H28V262H27ZM44 263H45V262H44ZM44 263H43V264H44ZM63 263H64V261H63ZM70 263H71V262H70ZM72 263H73V261H72ZM107 263H108V262H107ZM131 263H132V262H131ZM212 263H213V261H212ZM214 263H215V262H214ZM237 263H238V262H237ZM245 263H246V262H245ZM254 263H255V262H254ZM256 263H257V262H256ZM58 264H59V263H58ZM99 264H100V263H99ZM128 264H129V263H128ZM163 264H164V263H163ZM231 264H232V263H231ZM242 264H244V263H242Z\"/></svg>",
  "mask_w": 264,
  "mask_h": 264
}]
</instances>
